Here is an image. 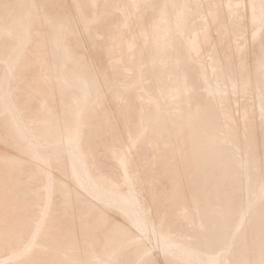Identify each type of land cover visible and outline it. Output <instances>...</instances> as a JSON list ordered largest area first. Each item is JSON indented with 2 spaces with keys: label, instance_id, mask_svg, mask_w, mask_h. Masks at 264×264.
I'll use <instances>...</instances> for the list:
<instances>
[{
  "label": "bare ground",
  "instance_id": "1",
  "mask_svg": "<svg viewBox=\"0 0 264 264\" xmlns=\"http://www.w3.org/2000/svg\"><path fill=\"white\" fill-rule=\"evenodd\" d=\"M46 1L48 2V4H50L51 2H54V1H56V0H45V2H44V0H0V57H1V59H0V107L2 108H0V112H2L3 110L5 111V113L7 114V116H5L4 114L5 113H1L0 115H3L4 116V119L7 117L8 118V120H10V123L15 127V131L14 132H16L17 131V134L22 138V140H23V138L27 141H23V144H25V145H28L29 146V150H31V152H29V150L26 152L27 154H29V156L31 157V160H33L34 161V163H33V161H30V162H28V164L29 163H31V165H32V163L33 164H35V166L34 167H36V166H38L37 168H39V169H41L40 170V172H38V170H37V172L38 173H40V175H42L43 174V176L45 177V179H44V181H45V189L44 188H40V189H44V191H43V195H42V197L44 198V202H41V203H43L42 205H44V206H42L43 207V209L42 208H40V209H42L41 211L42 212H38V215L40 214V216H38L39 217V220H37V223L35 224V227H34V229H33V232H30L31 234H29V240L25 243V245H24V247L23 248H21L22 249V252H21V254L22 253H27L28 254V256H29V253H30V255L32 256V250L31 249H33L32 247H35V249L38 247V246H35V245H37V244H35V243H37V242H35L38 238V235H39V233H40V235L41 234H43L42 232V228L43 227H45V225L47 224L46 222H47V220L49 221V218H48V213L50 212V211H52V209H50V208H53V206L52 207H50V205H51V202L53 203L54 201H52V197H53V195L55 194V193H58V192H56V190L54 191V186H56V184L58 183L57 181H56V179L58 180V178H54V172H55V170H54V168H55V165L56 164H60L61 162H63L64 164H65V166H66V168H67V172H69V176L73 179V181H74V185L75 186H73V187H75L76 188V190H79V191H81V192H83L82 193V195H85V196H87L86 198H89L88 200H92L93 202H94V204H96L95 206H97L99 203L100 204H102L105 208H107V209H109V208H112L113 209V211H114V209H115V212L117 211V213L119 212V214H122L123 216V218H124V221H125V223H126V225L127 226H125V227H129V229L131 230V232H132V238L130 237L131 235L130 234H128L127 232L128 231H130V230H128L127 232H125L124 230H126V228H124V233L125 234H128V235H130L129 237L131 238L130 239V241H131V244H132V246H134V244H137V246H138V243H140L142 246V249L141 248H139V250H137V251H140V249L141 250H143L144 252L142 253V251L141 252H139V253H141V254H145L146 256L147 255H149V253L150 252H152V251H157V254H158V256L160 255L161 257H166L167 258V261L168 262H171L172 264H264V154L262 155V153L264 152V130H262V131H260V127L262 126H260L259 127V125H258V123H257V125H258V127L260 128H256L255 126V128H251V130H250V133H249V136L247 137V139H245V138H242L243 140L245 139L247 142H242V141H240V137H239V131L238 130H236V131H238L237 132V134H230L231 136H227L226 135V137L224 136V134H226L225 132H224V134L222 135V134H220L219 133V130H217V129H219L218 127H217V119H218V117L219 116H221V115H224L225 116V110H226V104H228L229 105V103L230 102H233V101H230V100H234L235 101V103H237V104H239L240 105V102H241V99L239 100L237 97H235V96H233L232 95V92L233 93H237V92H239V93H241V92H244L245 90H246V88H248L247 86H249V88H250V86L251 85H253L252 87L253 88H255L256 89V87L254 86V84L256 83V85L258 86V84H259V86H260V88H258L257 87V92H259L258 91V89H260V95H262V97L261 98H259V96L260 95H258L257 96V94H255V92H254V94L253 95H256L257 97H258V99H257V97L255 98L256 99V101L255 102H257V103H255V105L252 107V106H250L249 107V105L247 106V104H245V105H241V106H239L238 107V111H239V118H237V119H240L242 122H241V124L244 122V120H246L247 119V117H249V115H253V116H256V115H258V116H261V123H264V89L262 90L261 89V86L262 87H264L263 85H264V0H224V3H222V1L223 0H219V1H221V3L220 2H218V0L217 1H214V0H212V1H210L209 0V2H212L211 4L208 2V0H207V4L209 3L211 6H210V8L208 7V9L210 10H207V12H208V15H210L209 16V18H207L206 17V21H207V19H211L212 18V21L214 22V24H215V22H217L218 20L217 19H222L223 17H224V19L225 18H227V14H228V18L227 19H229L228 20V24L229 25H227V23H225V25L224 24H222L223 22L221 21V20H219V22L218 23H221L222 25H221V27L220 26H218L217 24V26H215V27H217V29H221L222 31H223V29L222 28H224V30L226 31V32H230V30L232 31L231 33L233 34V35H230V33H229V35H230V37L231 36H235V34H234V32H236L237 31V34L238 33H244V30L242 31V28L241 27H243L244 26V28H245V26L247 25V22H246V24L244 25H242V19L246 16L247 17V19H248V25H250V26H252V27H250V29H251V32H250V34L247 36V35H244L245 33H247L248 34V32L247 31H250L249 30V28H248V30L243 34L244 36H246L247 38L245 39V41L244 42H242L243 40H244V36H243V40H242V36H241V39H239L240 37V35H242V34H240V35H236V36H238L239 38H235L234 39V37L232 38V40H234V42H236V43H234L233 42V44H231V42H232V40H230V37H229V39L227 38H224V35L221 37V39H222V41H221V44H222V46H219V47H222L223 48V51H222V49L221 48H219L218 47V45H220V42L218 43V42H216V43H214V44H217L216 46H217V48L219 49V52H220V55H219V52H218V55L219 56H221L220 58H222V56H225V55H223V54H226V56L225 57H223L221 60L222 61H224V62H222L221 61V63H219L220 62V60H219V62H217L216 61V59L214 60V58H213V56H216V52L214 53L215 55H213L212 56V58H210L209 56V59L211 60L210 61V63L209 62H207L208 63V65H204V64H198V63H195L194 62V60H191V59H193V57L195 56V59H196V55H198L199 56V54H200V52H203L202 50H204V49H207V48H204V47H208V44H209V42H210V39H211V41L212 40H214L213 39V37H212V35L213 34H215V33H213V32H211L210 30L212 29H215V32H216V28H211L212 27V22L210 21V20H208V21H210V23H207L206 21H205V23H207V26H209L210 24H211V26L209 27L210 28V30H209V28H207V27H205L204 25H206V24H204L203 26H200V24L202 23V22H204V21H202L201 20V18H200V16L201 15H203V13L204 12H206L205 10H204V8H203V10H204V12L202 13V9L200 10V8H202V6L200 7V1H202V0H197V2L195 1V3H199V5L197 4H194L193 3V1H191V0H189V2L190 3H193V4H189V2H188V0H187V2H186V0H155L154 1V3H153V1L152 0H125V2L127 3V6H128V8H129V12L131 13V15L132 16H134L135 17V15H137V13H136V11L138 12V9L141 7V9H142V7L143 6H147V5H150V4H152V9H154V10H152L151 9V11L153 12L154 11V13L152 14V15H150L151 13V11H150V9H149V13L150 14H148L149 15V17H147L146 19H152L151 21H153L151 24H153L152 25V27H151V25H150V28H147V29H150V30H152V29H154L156 32L154 33V30H152V33H153V35H150L151 36V38H152V40H149L151 43L150 44H152V45H150L149 44V46H152L151 47V49L152 50H154L153 52H155L154 54H155V56H157V60H156V62L154 61V60H152L155 56H152L151 57V60L153 61V62H155L153 65L154 66H152V64H151V67H146L148 70H146V72H149V74L148 75H150V77L145 73V71H144V76H145V74L148 76L147 78H145L146 79V82L147 83H151L152 81L153 82H155V84H153L152 83V85H156L158 88L157 89H155L156 90V93L155 94H150L151 92H146L145 90H146V84H145V82H144V80H143V77L144 76H142L141 77V73H140V70H138V72H136V74H138V75H136L135 73H134V67L132 68L133 69V72L131 71L132 69H130V72H132V74H135L137 77L135 78V79H133V77H131V79H133V81L132 82H130V81H128L129 83H125L124 82V79L123 78H125V77H127V76H125V77H121L122 79H123V82H122V80H121V82L119 81V80H116L115 78L114 79H112L111 78V80H108L109 82L107 83V88L104 86L105 84L104 83H102L103 82V80L104 81H107V78L105 79V77H108V79H110V77L111 76H113V75H116L115 74V71H113L114 72V74L112 73V75L111 74H108V75H110V77L109 76H105V75H107L106 73H104V75L103 76H105L104 78L101 76V78H103V80H99V81H102L101 83H102V85L105 87V90L103 89V87L101 88V90L103 89L105 92H106V90H107V92H108V90H109V87L111 88V90L113 89V92H114V94L110 91L109 93L111 94V97H112V95L115 97V99L116 100H118L120 103H121V100H123V99H125L126 97H130L129 99H131V101L133 102V105H135L136 107L137 106H139L137 109H139V108H141V110L139 111V115H138V117H137V115H136V117H137V121H135V122H137V124L140 126V134H144L145 135V138H146V136L147 137H149V134H148V132H149V130L147 129V127H151L152 125H154V124H152V119H151V117H150V114L147 112V108H149V106H153L154 107V109L156 110V116H157V119L158 120H161V121H168V122H170L171 123V127H170V129H168V130H171V128H174V129H176V130H186L187 132H188V134H189V136H190V139H192L195 143H196V145H197V150H196V152H195V154H194V160H195V162L197 163V168H199V166H200V168H201V170H202V173H203V183L204 184H206V183H208L209 184V188H207V186H206V188H207V192L206 193H204V194H206V198H205V202H210V203H214L213 205L214 206H212L211 207V204H210V206L208 207V208H210V214H208L207 212L208 211H206L207 210V206H205V211H206V213L207 214H205V212H204V215H203V217H198V215L199 214H201V213H199L197 216H193V217H196L197 219L194 221V223H192V224H194V226H196L197 228H198V230H199V228H200V230H199V234H200V231L202 230L201 228L202 227H204L206 230H205V232H206V234L204 233V236L203 237H200V235L198 234V235H195L194 237L193 236H191V237H193V238H191V237H188V235L186 236V235H184V233L186 232V231H184V233H183V235L185 236V238H182V237H184V236H181L180 234L182 233H178V235H177V232L174 234L171 230H169L170 228H168V225H167V228H166V226L165 227H162L161 225H162V222L164 221V219H161V220H163L161 223H160V225L159 224H157L155 221H153V219H152V217H151V215L153 216V214H151V206H149V205H147L146 204V200H144V197L142 196L143 195V192L142 191H144L143 190V188H141V186L140 185H138V181H139V176H138V179H137V174H136V169L134 168V165H132V160H130V157L129 156H127V153H126V148L127 147H125V151H120V150H123V149H120L119 150V148L117 149L118 150V152H115L116 151V148H115V150L113 151L112 150V152H114V154H111V153H109V148H108V154H111L112 156L114 155L115 157H116V160L114 159V158H111V159H114L113 160V162H117V164H119L118 165V167H119V169H120V173H121V176H122V183H121V181H120V184L118 183V182H114L112 179H111V177H110V175H109V173H107L105 170H104V168L102 167V166H105V167H107V162L105 161H101L100 159H98L97 157H96V154L94 153V151L93 152H91L90 150H89V148L88 149H86L84 146L86 145V143H85V145H84V141L85 142H87V143H89V145L91 144L92 145V143H94V141H95V137H96V134H99L100 133V131H101V129H100V127H101V124H102V115H103V112H104V110H105V108H99V107H94V104H91L90 103V105H92V110L93 111H95L96 112V115H95V113L93 114V113H91V114H93V116L95 117L94 119H93V121H92V127L91 128H89L88 129V132H87V134H85V123L87 122V119H86V116H89L88 114H90L89 112H87L88 114L86 115V110L88 109V107L90 106L89 105V102H90V100H91V98L94 96V95H96L95 94V92H97L98 90H100L99 88V85H101V83L99 84L98 83V80H97V78H95L92 74H91V70L89 69V67H91L92 66V64H93V62L91 63V62H89V63H91L89 66L87 65V64H89V63H86L84 60L87 58L86 56V58L83 60V59H81L82 57L80 56L81 54V50L80 49H78L79 50V55L78 56H80V57H78L77 56V52H75V50L73 49V48H76L75 46L77 45V40H75V43H73V42H71L72 40H73V38H74V36H75V33L78 31V29L80 28L79 27V22L80 23H82L83 25H81V28L82 29H84L85 28V30H84V34L82 33L83 31H82V29L80 30V33H82L83 35H82V38H81V40L82 39H86L87 37V40H89L88 41V43H86L87 42V40H85V44H92L93 46V49L95 48V47H102L101 46V44L103 43V41L105 40H103L102 39V35H103V33H101V32H98V30L97 31H91V22L92 21H98L99 19H103V23L104 22H107V21H110V20H113V21H115L118 17H121V14L119 13V12H117V11H115V9H112V6H114V5H109V1L107 0L106 2L108 3H106L105 1V3H106V6H105V8H107V5L111 8L107 13H105L103 16H102V14L100 15V11H99V9H100V7L101 8H104V6H103V3H102V1L101 0H82L81 2H80V6H79V1L80 0H74L73 2H75V1H77L76 3H73V4H75V5H73L74 6V10L75 11H73V12H75L77 15H75V16H77V18L76 19H78L79 20V22L78 23H76V20L75 21H72L73 19H71V17L72 18H74L73 17V15L71 16V13H69V12H67V13H69V14H67L66 12H63V11H59V13L58 14H56L55 15V13L57 12L56 11V9H55V13L53 14V9H54V7L56 8V6L54 5V6H52L53 7V9H52V7H50L51 9H52V11L51 10H48V11H46V13L47 12H50V14H52V15H49V14H46V13H43L42 12V10H40V9H42L43 8V10H44V7H47V5H46ZM59 1V0H58ZM58 1H56V2H58ZM60 1H62L61 3H62V5H63V0H60ZM65 1V0H64ZM114 1V2H113ZM112 1V4L113 3H115V4H117V3H119V1H121V0H119L117 3H116V1L115 0H113ZM226 1V2H225ZM40 2H43V3H45L44 5V7H43V4H42V8L40 7L41 5H38V3H40ZM50 2V3H49ZM56 2L54 3V4H56ZM72 2V0H70V3ZM83 2V4H84V6L86 7V9H88L87 10V12H90L88 15L89 16H87V12H86V14H85V12H82L84 15H86V16H84V15H82L81 14V9H82V7H83V5L81 4ZM124 2V3H125ZM243 2H245L246 3V7H245V4H244V7L246 8H243L242 10H241V7H242V5H243ZM65 3H67V2H65ZM101 3H102V5H101ZM187 3L189 4V5H193V6H195V7H200L199 8V10L201 11V15L199 16V17H197L196 19H197V22H200L199 21V19L201 20V23L200 24H198L199 26H197V23H196V25H193V27H192V25H191V23L195 20L194 18L199 14V12L197 13V14H194L193 12V14L194 15H196V16H193V15H190V10L191 9H189L190 8V6H188L187 5ZM68 4V3H67ZM111 4V3H110ZM207 4H204V5H207ZM242 4V5H241ZM53 5V4H52ZM57 5V4H56ZM61 5V4H60ZM62 5H61V7H62ZM66 5V4H65ZM69 6L71 5L72 6V3L71 4H68ZM118 5V4H117ZM122 5V4H121ZM203 5V4H202ZM68 6V8L70 9V7ZM72 6V7H73ZM118 6H120V5H118ZM117 6V7H118ZM192 6V9H194V7ZM207 6H209V5H207ZM40 7V8H39ZM58 7H59V4H58ZM60 7V8H61ZM80 7H81V9H80ZM85 7H84V10H86L85 9ZM121 7V6H120ZM63 8H64V5H63ZM63 8H61L62 10H63ZM65 8H67V6L65 7ZM145 8V9H144ZM143 9L146 11L147 9H146V7H144ZM72 9V8H71ZM70 9V10H71ZM109 9V8H108ZM107 9V10H108ZM124 9H125V7H124ZM206 9V8H205ZM46 10H47V8H46ZM68 10V9H67ZM118 10V9H117ZM143 10V11H144ZM195 10H197V8L195 9ZM243 10H246V12H241V11H243ZM45 11V10H44ZM64 11H65V9H64ZM83 11V10H82ZM101 11H102V9H101ZM122 11H123V13H124V10L122 9ZM126 11V10H125ZM192 11H194V10H192ZM52 12V13H51ZM103 12H104V10H103ZM102 12V13H103ZM105 12H106V10H105ZM169 12V13H168ZM223 12H226L227 14L225 15V16H221V14L223 13ZM125 13H127L128 14V12H125ZM140 13H142V12H140ZM167 13H168V15H167ZM191 13V14H192ZM135 14V15H134ZM143 14H144V12H143ZM145 14H146V12H145ZM144 14V15H145ZM170 14V15H169ZM55 15V16H54ZM148 15H145L144 17H146V16H148ZM204 15H207V13L206 14H204ZM207 15V16H208ZM223 15H224V13H223ZM131 16V17H132ZM138 16H141V15H137L136 17H138ZM192 17L193 19H191V23H190V25H191V27H190V29H192V28H195L196 26L198 27V30L196 29L194 32H191L189 29H188V25H189V22H188V24H187V26L185 27V28H187L188 30H189V32L190 33H187V32H185L184 33V31H185V29H183V25L186 23V21L188 20V19H190V17ZM244 16V17H243ZM115 17H117V18H115ZM126 17H127V15H126ZM125 17V18H126ZM135 17V18H136ZM142 17V16H141ZM143 17V18H144ZM202 17V19H203V16H201ZM222 17V18H221ZM131 19V20H137L138 18H136V19ZM142 18V19H143ZM199 18V19H198ZM118 19H120V18H118ZM123 19V18H122ZM121 19V20H122ZM127 19V18H126ZM146 19H144L143 21H145V22H147V20ZM224 19H223V21H224ZM120 20V21H121ZM125 20V19H124ZM131 20H130V22H131ZM139 20H141L140 19V17H139ZM204 20V19H203ZM215 20H217V21H215ZM40 21V23H42V25L43 24H45L46 25V27H47V29L45 30V27H44V29H43V32H42V30H39V28H37V31H39L38 32V34H36L37 32H35L34 33V31H35V29L33 28V27H35V26H33L32 27V25L34 24V23H36V22H39ZM123 21V20H122ZM128 21V20H127ZM131 22L132 23V25H133V23L134 22ZM189 21V20H188ZM221 21V22H220ZM247 21V20H246ZM98 22H100V24H99V26L102 24L101 23V21L99 20ZM97 22V23H98ZM116 23L115 24H117V22L119 23V20H116L115 21ZM124 22V21H123ZM137 22H140V21H137ZM196 22V21H195ZM194 22V23H195ZM226 22H227V20H226ZM39 23V24H40ZM74 23V24H73ZM93 23H95V22H93ZM113 22H111V24H112ZM127 23V22H126ZM142 23H144V22H141V24ZM150 23H148V26H149V24ZM38 24V23H37ZM78 25V27H77V25ZM105 25H107V24H110V22L109 23H104ZM104 24H102V27L104 26ZM114 24V25H115ZM122 23H120V25H121ZM136 24V23H135ZM138 24V23H137ZM147 24V23H146ZM145 24V25H146ZM209 24V25H208ZM76 26V28H75V26ZM87 25V27H85ZM90 25V26H89ZM96 25V24H95ZM94 24H93V26H95ZM128 25H131L130 23H129V21H128ZM145 25H141V27L142 26H145ZM37 27H38V25H36ZM40 26H41V24H40ZM99 26L97 27V25L95 26V27H93V29H97V28H99ZM111 26V25H110ZM117 26V25H116ZM135 26V25H134ZM147 26V25H146ZM145 26V27H146ZM147 26V27H148ZM195 26V27H194ZM226 26V27H225ZM31 27H32V29H34V31H33V34H35V35H40V34H42V36L44 35V32L46 31V33H45V37H46V44L48 43V41H49V43H50V45L48 46L49 48H50V46H51V52H50V50H49V52L50 53H52L51 55H53V57H51V55L49 54V52L47 53L48 55H50V57L47 55L46 57H48V58H46V59H49V58H51L53 61L52 62H54V64L52 63L50 66H54L55 65V67H56V70H54V72H55V74H57V76H56V79L58 80V82L62 85V83L63 84H65L66 85V87H65V85L64 86H60V88L62 87V88H66L65 90L66 91H68V94H69V98L67 97V99L69 100V102L71 103L70 105H67L68 107L69 106H71L72 107V110H70L71 111V113L69 112L68 113V111L67 112H64L63 111V113H68L69 115L64 119V117L63 118H60V120H64V121H62V122H60V121H58L57 120V114H59V113H57L58 112V110H57V107H55L56 108V110H57V114H53V115H55L56 117H53V118H56L55 120L54 119H52V121H53V123L51 122V120H50V117H46L47 118V121H48V119L50 120V122H51V124H50V126H49V128H50V131H51V136H52V138L53 139H51V138H48V139H50V140H42V139H39L38 138V135H37V133H36V131H34V130H32L31 128H30V126H28V124H30V122L29 123H27L28 121H26V119H25V117L26 116H28V114H29V112L27 111L26 112V115L24 116L23 115V112L25 111V105H23V107H22V109L18 106V104H17V102H16V100H15V98H14V95H15V93H17L16 91L13 93V88H11V83H13V82H15V81H13V79H15L16 78V76H15V73L17 74L20 70V72H22L23 71V73H24V67H27V66H25L27 63H26V61L24 62L25 63V65L23 64V66L24 67H22V64H21V62L22 61H24L22 58L26 55V53L28 52V49L30 48V45H31V43H32V39H33V34H32V31H31ZM75 29H74V28ZM107 27L109 28V26L107 25ZM112 27V26H111ZM120 27V26H119ZM124 27V26H123ZM130 27V26H129ZM136 27V26H135ZM214 27V26H213ZM220 27V28H219ZM43 27H41V29H42ZM91 28V29H90ZM143 28V27H142ZM152 28V29H151ZM200 28V29H199ZM74 29V30H73ZM117 28H115V30H116ZM127 29V28H126ZM131 29V28H130ZM133 29H135L136 30V28H133ZM133 29H131V30H133ZM143 29H146V28H143ZM143 29L141 30V32L139 31V30H137V31H139V33L137 32V31H135V33L137 32V34H139L140 35V33H141V35L140 36H142V38H145V39H148L147 37H145V35H147L148 36V34H146L147 33V31L148 30H145L144 32H145V34H144V32L142 33V31H143ZM174 29H176V31L178 30V29H180L181 31H182V33H181V31L180 30H178V32L180 31V38H178L179 39V41L176 39L177 37L175 36L176 34H177V32L176 31H173V32H176V33H173L172 32V30H174ZM241 29V30H240ZM45 30V31H44ZM76 31V32H74V34L72 33L73 31ZM86 30H87V32H86ZM122 30V29H121ZM120 30V31H121ZM124 30H125V28H124ZM130 30V31H131ZM150 30L148 31V33L150 34ZM188 30H186V31H188ZM193 30V29H192ZM219 30H217V32L219 33ZM238 30L240 31V32H238ZM245 30H246V28H245ZM82 31V32H81ZM126 31V30H125ZM128 31V30H127ZM129 31V32H130ZM222 31H220L222 34L224 33L225 34V31L224 32H222ZM234 31V32H233ZM242 31V32H241ZM70 32L72 33V36H73V38H72V40H70V42L69 41H67V39H69V38H67V34L68 35H70L69 37H72L71 36V34H70ZM103 32V31H102ZM104 32H105V30H104ZM124 32V31H123ZM123 32H121V34L123 33ZM170 32H172V34L175 36V39H174V37L173 36H171V33ZM216 32V33H217ZM78 33V32H77ZM125 33V32H124ZM134 33V34H135ZM151 33V34H152ZM215 34L216 36L218 35V37L219 36H221V34L219 35V34ZM87 34V36H85ZM120 34V33H119ZM126 34H129L128 32L126 33ZM131 34V33H130ZM133 34V33H132ZM177 34V35H178ZM181 34H182V38H181ZM125 35V34H124ZM123 35V36H124ZM136 35V34H135ZM135 35H132V37L133 36H135ZM139 35H138V37H139ZM78 36H79V34H78ZM81 36V35H80ZM84 36H85V38H84ZM214 36V35H213ZM216 36H214V38H216ZM39 37V36H38ZM106 37V36H105ZM115 37V36H114ZM113 36H112V38H110L111 40L114 38ZM131 37V38H132ZM149 37V36H148ZM173 37V38H172ZM218 37L216 38V40L215 41H218L217 39H218ZM226 37H228L227 36V34H226ZM42 39V37H39L38 38V42H39V44L43 41H39V39ZM76 38V37H75ZM78 38H80V37H78ZM104 38V37H103ZM117 40H119V42H120V44H121V42L124 40V39H122V37L119 35V36H116L115 37ZM125 38V37H124ZM150 38V37H149ZM150 38V39H151ZM220 38V37H219ZM35 39V38H34ZM77 39V38H76ZM99 39L101 40H103V41H101L102 43H100L99 42ZM122 39V41H120ZM128 39V38H127ZM221 39H219V40H221ZM226 39V40H225ZM35 40H37V38L35 39ZM78 40H80V39H78ZM117 40H113L112 41V43L114 42V41H116V44L118 43L117 42ZM139 40V42L141 43L142 42V40H141V37H140V39H138ZM141 40V41H140ZM228 40V41H227ZM240 40H242V41H239ZM34 41V40H33ZM105 41H107V39L105 40ZM104 41V43H106ZM125 42H126V45H127V49L128 48H130V52H131V48L132 49H134L135 50V44H137V42H136V40H134V38L133 39H128L127 41L126 40H124ZM124 41H123V43H124ZM145 41H147L148 42V40H145ZM215 41H212V42H215ZM229 42L232 46H230V44L227 46V44L228 43H225V42ZM237 41L239 42V44L237 43ZM38 42H37V44H38ZM79 42V41H78ZM82 42V44H83V40L81 41ZM90 42V43H89ZM107 42H109V40L107 41ZM138 42V43H139ZM147 42H145V43H147ZM43 43V42H42ZM41 43V44H42ZM73 44V46H74V44H75V46L73 47V46H71V44ZM110 43H111V41H110ZM140 43H139V45H140ZM144 43V44H145ZM38 44V46L39 47H35V49L36 48H41L42 46H43V44H42V46L40 47V45ZM80 44V43H79ZM91 44H90V46H89V50H90V47H91ZM148 44V43H147ZM210 44H211V42H210ZM209 44V45H210ZM213 44V45H214ZM44 45H45V41H44ZM103 45V44H102ZM105 45V44H104ZM104 45H103V47L102 48H104ZM106 45H108V44H106ZM111 45V44H110ZM112 45H114V44H112ZM141 45H143V42L141 43ZM212 44L210 45V47H213V50H214V48L216 47V46H213ZM36 46V45H35ZM47 46V45H46ZM79 47H81V44L80 45H78ZM77 46V47H78ZM82 46H85V48H86V45H82ZM117 46V45H116ZM118 46H120L119 45V43H118ZM124 46V45H123ZM137 46V45H136ZM144 46V49H145V47H147V46H145V45H143ZM143 46H142V48H143ZM229 46H230V48H229ZM32 48L34 47V45L32 44V46H31ZM107 47H111V46H107ZM126 47V46H125ZM135 47V48H134ZM142 51H143V49L141 48V46H138ZM209 47V48H210ZM11 48V49H10ZM31 48V49H32ZM46 48V47H45ZM45 48H43V50L45 49ZM87 48H88V46H87ZM86 48V49H87ZM102 48H100L101 50H102ZM116 48V47H115ZM114 48V49H115ZM118 48V47H117ZM121 49H119V50H122V46L120 47ZM208 48V49H209ZM10 49V50H9ZM92 49V48H91ZM92 49V50H93ZM96 50L98 49V48H95ZM94 49V50H95ZM100 49H98V50H100ZM105 49H109V48H106L105 47ZM110 49H112V47L110 48ZM126 49V48H125ZM207 49V50H208ZM10 52H9V51ZM97 50V51H98ZM118 50V49H117ZM132 51L133 53H131V55H132V57L133 58H135L136 56H135V54H134V52L135 51ZM146 50V49H145ZM144 50V51H145ZM149 50V49H148ZM152 50L150 51V53L152 52ZM207 50H204L205 52H206V54H207ZM223 52V54H222V52ZM224 50H227L226 52H228V53H226ZM246 50H248V52L251 54V57H252V53L254 54L253 55V57L255 56V58L254 59H256L253 63L255 64V66L253 67L252 65H253V63L249 66V64L251 63L250 61H252L251 59H253V57L251 58L249 55L250 54H248L247 55V51ZM8 51V52H7ZM31 51V50H30ZM34 52V55H35V53L37 52L36 50H33ZM36 51V52H35ZM42 49H40V52L38 51L36 54H38V55H36V57L37 56H39V53L41 54L42 52ZM84 51H85V49H84ZM84 51L82 52V53H84ZM113 49H112V51H110V52H112L113 53ZM141 51V53H143ZM244 51V53L246 54V55H243V54H241L242 52ZM91 52V51H90ZM100 52V51H99ZM105 52V53H104ZM108 52H109V50H108ZM109 52V53H110ZM116 52V51H115ZM118 52V51H117ZM119 52H121V51H119ZM125 52V51H124ZM126 52H129V50L128 51H126ZM129 52V53H130ZM137 53H139L138 52V49H137V51H136ZM147 52V51H146ZM178 52L180 53V52H185L184 54H186V57L188 58H184V62L183 61H181L182 59H183V57H184V55L182 54L181 55V57H182V59L181 60H179L178 58L179 57H177V54H178ZM211 48H210V50H209V54L211 55ZM4 53H7L6 55H4ZM46 53L44 54V59H45V55H46ZM95 53V52H94ZM93 53V54H94ZM101 53V52H100ZM103 53L104 54H107V50L106 51H103ZM43 54V53H42ZM41 54V55H42ZM86 54H87V52H86ZM93 54H90V56L91 55H93ZM96 54H98V53H96ZM102 54V53H101ZM103 54V55H104ZM115 54H117V53H115ZM114 54V55H115ZM120 54H123V52L122 53H120ZM140 54V53H139ZM145 53H143V55H144ZM152 55H154L153 53H151ZM202 54V53H201ZM205 54V53H204ZM205 54V55H206ZM208 54V55H209ZM213 54V53H212ZM238 54H239V56H240V54L241 55H243L244 57L241 59H239L237 56H238ZM29 55V54H28ZM28 55H26L25 57L27 58V56ZM33 54H31V56H32ZM83 55V54H82ZM109 55V54H108ZM111 56H112V54H110ZM129 55V54H128ZM135 57H134V56ZM141 55V54H140ZM149 55V54H148ZM235 55H237L236 56V58L237 59H239V60H236V58H235V60L234 59H232L231 57H233V56H235ZM30 56V55H29ZM97 56H99V55H97ZM116 56H119V55H115V57ZM122 56V55H121ZM120 56V57H121ZM130 56V55H129ZM142 56V55H141ZM149 56H151V55H149ZM201 56H204V55H201ZM200 56V57H201ZM245 56H246V58H248L249 59V64H246L247 62L246 61H244V60H246V59H244L245 58ZM24 57V58H25ZM32 57H35V56H32ZM39 57H41V59H42V56H39ZM39 57H38V59H39ZM92 57V56H91ZM105 57V56H104ZM120 57H119V59L118 60H121L120 59ZM123 57H124V55H123ZM125 57H127V56H125ZM147 57V56H146ZM207 57V56H206ZM242 57V56H241ZM251 59H250V58ZM93 58V57H92ZM92 58H91V60L90 61H93L92 60ZM106 58V57H105ZM140 58H142V57H140ZM145 58V57H144ZM150 58V57H149ZM156 58V57H155ZM202 58V57H201ZM216 58H218V56H216ZM219 58V59H220ZM224 58H226V59H224ZM230 58L232 59V61L234 60V63H232L231 62V60H230ZM30 59V58H29ZM34 59V58H33ZM36 59V58H35ZM45 59V60H46ZM90 59V58H89ZM107 59V58H106ZM126 59V58H125ZM129 59H130V57H129ZM147 59V58H146ZM198 59V58H197ZM200 59V58H199ZM205 59V58H204ZM204 59L202 60V61H204ZM244 59V60H243ZM247 59V60H248ZM22 60V61H21ZM30 60H32V58L30 59ZM29 60V61H30ZM104 60V59H103ZM110 60H112L111 58H110ZM113 60H115L116 61V63H117V59L115 58V59H113ZM132 60H134V59H132ZM131 59H130V66H132V63H134V61L133 62H131L132 61ZM135 60H137V59H135ZM140 60V59H139ZM150 60V59H149ZM150 60V61H151ZM176 60H177V62H176ZM181 61V63H178L179 61ZM192 62H191V61ZM218 60V59H217ZM27 61H28V59H27ZM35 61V63L37 62V60H34ZM51 61V60H50ZM89 61V60H88ZM96 62H97V59L95 60ZM94 61V63H96ZM199 61H201V60H199ZM207 61V60H206ZM206 61H204V63H206ZM215 61V62H214ZM39 62H40V59H39ZM99 63H100V65H101V62H100V60L98 61ZM97 62V63H98ZM118 62H121V61H118ZM122 62H124L123 61V59H122ZM121 62V63H122ZM125 62H126V60H125ZM128 62V61H127ZM140 62H143L142 61V59L140 60ZM140 62H138V63H140ZM147 63H148V60L146 61ZM194 62V63H193ZM32 63V62H31ZM31 63H30V66L32 67V65H31ZM35 63H34V65H35ZM38 63V62H37ZM36 63V64H37ZM41 63H42V61H41ZM43 63H48L47 61L46 62H44L43 61ZM109 63H111V61H109ZM112 63H114V61L112 62ZM111 63V64H112ZM115 63V64H116ZM137 63V65H139ZM147 63L145 64V62L143 63L144 65H146V66H148L147 65ZM206 63V64H207ZM48 64H50V63H48ZM48 64H46V66L48 65ZM104 64V63H103ZM114 64V65H115ZM117 64H119V63H117ZM123 64V63H122ZM141 65H143L142 63H140ZM178 65V67H177V72H175V77L172 75V73L170 72V74L168 73L169 72V68L171 67V66H173V65ZM33 65V68L36 66H34ZM39 65V64H38ZM41 65H44V64H41ZM106 65L108 66L109 65V67H110V64H108V63H106ZM121 65V64H120ZM135 64H133V66H134ZM136 65V67L138 68V66ZM143 65V68H145V66ZM28 66H29V63H28ZM46 66H45V68H44V66H42L43 68H41L40 66V68L43 70V71H45L46 72V70H48V68L46 69ZM49 66V65H48ZM95 66V65H94ZM116 66V65H115ZM119 66V65H118ZM247 66H249V68L247 67ZM31 67H27V70L26 71H29V72H27L26 73V71H25V73H26V76H28V73L31 75L32 74V76H29L30 78L29 79H32L31 77H33L34 78V72H36L35 70H33ZM97 67L98 66H96V67H94V68H96L97 69ZM106 66L104 65V70L105 69H108L109 67H106ZM112 67H113V65L111 66V69H112ZM120 67V66H119ZM126 68L128 67V65H127V63H126V66H125ZM139 67H142V66H139ZM233 67H235V68H237V70H238V72H236L235 71V73H237V74H235L234 76H230V74L231 73H234V72H232V68ZM250 67H252V68H250ZM20 68V69H19ZM92 69H93V67H91ZM102 68H103V66H102ZM114 68H116V67H114ZM118 68V67H117ZM116 68V69H117ZM123 69H124V67H122ZM137 68H136V70L135 71H137ZM145 68V69H146ZM176 68V67H175ZM235 68H233V70L235 69ZM34 69H37V68H34ZM52 69H54V68H52ZM110 69V68H109ZM110 69V70H111ZM128 70H126V71H129V68H127ZM139 69V68H138ZM141 69V68H140ZM171 69V68H170ZM173 69V68H172ZM19 70V71H18ZM51 70V69H50ZM50 70L47 72V73H51L52 72V70H51V72H50ZM94 70V69H93ZM99 70H100V68H99ZM115 70V69H114ZM118 70V69H117ZM120 70H122V69H120ZM141 70H144V69H141ZM168 70V71H167ZM231 70V71H230ZM17 71V72H16ZM34 71V72H33ZM37 71H38V69H37ZM56 71H57V73H56ZM97 71V70H96ZM95 70H94V73L95 74H97L98 75V73H102V71L101 72H96ZM112 71V70H111ZM111 71H110V73H111ZM123 72H125L124 70H122ZM229 71L231 72L230 74H228L229 73ZM42 72V71H41ZM44 72V73H45ZM54 72H52V73H54ZM123 72L121 73V74H123ZM129 72V73H130ZM51 73V74H52ZM117 73V72H116ZM143 73V72H142ZM40 73H36V77H38V76H40L39 75ZM46 74V73H45ZM54 74V75H55ZM22 76H24L23 74H21ZM38 75V76H37ZM43 75V74H42ZM102 75V74H101ZM117 75H119V74H117ZM130 75H131V73H130ZM130 75H129V77H130ZM169 75H172L173 77H174V79H172ZM232 75V74H231ZM18 76V75H17ZM20 76V75H19ZM46 76V75H45ZM15 77V78H14ZM35 77V78H36ZM48 77H49V75H48ZM51 77V76H50ZM52 77H54V76H52ZM96 77H98V76H96ZM99 77H100V75H99ZM116 77V76H115ZM120 77V76H119ZM129 77H128V79H129ZM135 77V76H134ZM23 78V77H22ZM34 78V79H35ZM39 78V77H38ZM37 78V80L35 79V81H37V83L39 82V79H40V82L39 83H41L42 81H46V78H43L44 80H41V76H40V78L38 79ZM148 78H150V80H152V81H147V80H149ZM171 78V79H170ZM27 79V78H26ZM34 79H32L31 81H33ZM49 79V81H51L50 79H53V78H48ZM54 79H55V77H54ZM119 79V78H118ZM125 79H127V78H125ZM21 80V79H20ZM13 81V82H12ZM25 81L24 79L23 80H21V84L23 83V82ZM28 80H26V82H27ZM31 81H28L29 82V84H30V82ZM44 81V82H45ZM214 81V82H213ZM44 82H42V84H41V86L44 84H46V82H47V86H50L49 84V82L48 81H46L45 83ZM52 82V81H51ZM197 82H199L198 84H200L199 86H198V84H197ZM229 82H231L230 84H229ZM259 82V83H258ZM39 83H38V87L40 86L39 85ZM59 83H56V85H54V86H56V87H58L57 85L59 84ZM160 83V84H159ZM162 83V84H161ZM16 84H18V81H17V83ZM20 84V83H19ZM20 84V85H21ZM24 84H25V82H24ZM32 84H34L32 87L35 89V90H38V88H36V86H35V83H33V82H31V85ZM55 84V83H54ZM59 84V85H60ZM197 84V85H196ZM237 84V87L235 86ZM251 84V85H250ZM260 84H262V85H260ZM30 85V86H31ZM67 85L69 86V88L70 89H68L67 88ZM101 85V86H102ZM148 85V84H147ZM151 85V84H150ZM150 85H148L149 87H150ZM159 85V86H158ZM225 85H227V88H224V86ZM16 86V85H15ZM23 86V85H22ZM24 86H26V89L28 88L29 89V85L27 86V85H24ZM40 86V87H41ZM46 86V85H45ZM148 86H147V88H148ZM155 86V87H156ZM196 86H198V87H201V89H202V91L201 92H199L200 90V88L199 89H197L196 88ZM232 86H235L234 88L232 87ZM43 87V86H42ZM51 87H53L52 85L50 86V89H52ZM153 87V86H152ZM230 87H232L233 89L231 90L230 89ZM21 88V87H20ZM32 88V89H33ZM61 88V89H62ZM151 88V87H150ZM150 88H148V89H150ZM253 88H250V90L251 89H253ZM22 89V88H21ZM24 89H25V87H24ZM39 89H41V88H39ZM53 89L55 90V88L53 87ZM68 89V90H67ZM129 89V90H128ZM152 89H154V88H152ZM255 89H254V91H255ZM23 90V89H22ZM21 90V91H22ZM34 90V91H35ZM54 90H51V94H52V91H54ZM65 90H64V93H66L65 92ZM70 90H71V92H70ZM126 90H128V91H130V92H127V93H125L126 92ZM199 90V91H198ZM231 90V92H229ZM29 92L31 91V90H28ZM33 91V90H32ZM31 91V92H32ZM40 91V90H39ZM43 91H45V89L43 90ZM149 91V90H148ZM229 92L230 93V96L228 97V95L229 94H225V92ZM252 91V90H251ZM250 91V92H251ZM261 91H263V92H261ZM24 92H25V90H24ZM57 92H60V90H58ZM63 92V91H62ZM99 92V91H98ZM102 92V91H101ZM106 92V94H107V96H108V93ZM155 92V91H154ZM153 92V93H154ZM199 92V93H198ZM20 93V92H19ZM18 93V94H19ZM26 93H28V92H26ZM34 93H36V91L34 92ZM38 93V92H37ZM36 93V94H37ZM47 92H45V94H46ZM104 93V92H103ZM103 93H102V96H103ZM128 93H129V95H128ZM172 93V94H171ZM262 93V94H261ZM25 93H23V95H24ZM42 94H43V92H42ZM51 94H49V95H51ZM53 94H55V93H53ZM67 94V93H66ZM105 94V93H104ZM127 94V95H126ZM238 94V93H237ZM244 94V93H243ZM246 94H248V92L246 93ZM30 95L31 96H33L31 93H30ZM29 94H28V96H30ZM48 95V94H47ZM47 95H45L46 96V98H47ZM49 95H48V97H49ZM64 95V94H63ZM97 95H98V93H97ZM101 95V94H100ZM27 96V95H26ZM37 96V98H38V100H39V97L41 96H39L38 97V94L37 95H34V97H36ZM44 96V97H45ZM55 96V95H54ZM105 96V95H104ZM103 96V97H104ZM252 96V95H251ZM42 97H43V95H42ZM65 96H64V98H66ZM94 97H99V96H94ZM102 97V98H103ZM106 97V96H105ZM110 97V96H109ZM109 97H107V98H109ZM243 96H241V98H242ZM249 97V96H248ZM25 98V97H24ZM32 98V97H31ZM41 98V97H40ZM62 98V97H61ZM107 98H104L103 100H105V99H107ZM244 98V97H243ZM247 98V97H246ZM35 99V98H34ZM58 99V98H57ZM95 100L97 99V98H94ZM98 99H100V98H98ZM97 99V100H98ZM252 100H255V99H253V98H251ZM24 100V99H23ZM25 100H28L27 98L25 99ZM23 101V102H25L26 103V101ZM31 101H32V99H30ZM27 101L28 103L29 102H31V101ZM41 100H43V98H41ZM67 100V101H68ZM92 100H93V98H92ZM96 100V101H97ZM102 100V99H101ZM109 100V99H108ZM113 101H115L114 99H112ZM126 100V99H125ZM124 100V101H125ZM258 100V101H257ZM18 101V100H17ZM35 102H37V99L36 100H34ZM40 101V100H39ZM48 101V100H47ZM96 101H94L95 102V105L97 104L98 106H100V104H102V101H97V103H96ZM111 101V100H110ZM117 101V102H118ZM123 101V102H124ZM130 101V100H129ZM230 101V102H229ZM240 101V102H239ZM242 101H243V99H242ZM247 101H248V99H247ZM247 101H244V102H246L247 103ZM42 102V101H41ZM43 102L45 103L46 101H44L43 100ZM43 102H42V104H43ZM63 102V101H62ZM68 102V103H69ZM92 102V101H91ZM93 102V103H94ZM99 102V103H98ZM108 102V101H107ZM112 102V101H111ZM126 102H127V100H126ZM140 102H142L141 104H143V105H139V103ZM166 102V103H165ZM249 102H253V101H249ZM28 103H26V104H28ZM33 103V102H32ZM38 103L39 102H37V103H35V104H37L38 105ZM64 103H65V99H64ZM67 103V104H68ZM106 103V102H105ZM115 103H116V101H115ZM22 104V103H21ZM42 104L40 103L38 106H36V105H34L33 106V104L31 105V103L30 104H28L29 106L31 105V108H35V106L36 107H39L40 105L42 106ZM50 104V103H49ZM51 104H52V102H51ZM54 104V103H53ZM66 104V103H65ZM104 104V103H103ZM103 104H102V106H103ZM108 104V103H107ZM117 104V103H116ZM122 104V103H121ZM232 104H234V103H232ZM242 104V103H241ZM254 104V103H253ZM253 104H250V105H253ZM28 105H26V107L28 106ZM44 105V104H43ZM45 105H47L48 106V104L47 103H45ZM44 105V106H45ZM89 105V106H88ZM105 105V104H104ZM110 105H111V103H110ZM125 105V104H124ZM123 105V106H124ZM130 105V104H129ZM28 106V107H29ZM44 106H42V107H44ZM47 106H45V108H42L43 110L44 109H47L46 107ZM51 106V105H50ZM106 106V105H105ZM122 106V107H123ZM235 105H233V107H234ZM63 107H64V105H63ZM68 107H67V109H68ZM94 107V108H93ZM101 107V106H100ZM107 107H109V106H107ZM112 107V106H111ZM117 107H118V104H117V106H116V109H117ZM33 108V110L35 111V109ZM70 108V107H69ZM115 108V107H114ZM131 108V107H130ZM229 108H231L232 109V106H230L229 105ZM24 109V111H22ZM40 109V107L38 108V109H36V110H39ZM49 109V108H48ZM52 109H53V105H52ZM52 109H50V110H48V111H50V113L51 112H53V111H51ZM64 109V108H63ZM66 109V108H65ZM90 109H91V107H90ZM109 109V108H108ZM124 109V108H123ZM126 109V108H125ZM127 109H128V107H127ZM135 109V108H134ZM92 110H91V112H92ZM120 110V108L118 109V110H116V112H118ZM41 111V110H40ZM40 111H38V112H40ZM46 111L47 110H45L44 111V114H46ZM90 111V110H89ZM106 112H108L107 110H105ZM113 111H115V110H113ZM126 111V110H125ZM233 111V110H232ZM38 112H36V113H38ZM105 112V113H106ZM110 112V111H109ZM120 112V111H119ZM121 112H122V110H121ZM120 112V113H121ZM133 112H134V110H133ZM137 112V111H136ZM150 112V111H149ZM228 112V111H227ZM28 113V114H27ZM35 113V114H36ZM40 113H43V111L42 112H40ZM50 113L48 112V115L50 116ZM55 113V112H54ZM62 113V112H61ZM60 113V114H61ZM62 113V114H63ZM119 113V114H120ZM124 113V112H123ZM123 113H121V115L123 114ZM225 113V114H224ZM235 113H236V110H235ZM59 114V115H60ZM64 114V115H65ZM108 114V113H107ZM110 114V113H109ZM113 114V113H112ZM115 114V113H114ZM256 114V115H255ZM52 115V114H51ZM52 115V116H53ZM67 115V114H66ZM120 115V116H121ZM228 115H230V113L228 114ZM235 115V114H234ZM31 115L29 114V117H30ZM32 116H33V114H32ZM31 116V117H32ZM40 116V115H39ZM42 116V115H41ZM40 116V117H41ZM46 115H44V117H45ZM91 116V115H90ZM116 116H117V114H116ZM120 116H118L117 118H119ZM123 116V115H122ZM127 116V115H126ZM238 116V115H237ZM252 116V117H253ZM257 116V117H258ZM2 117V116H1ZM92 117V116H91ZM91 117H89L90 118V120H91ZM125 117V116H124ZM226 118L225 119H227L228 117L227 116H225ZM6 118V119H7ZM222 118H223V116H222ZM230 118V117H229ZM256 118V117H255ZM255 118L253 117V120H255ZM3 119V118H2ZM221 119V118H220ZM231 119V118H230ZM229 119V120H230ZM258 119H259V117H258ZM8 120H7V122H8ZM33 120V119H32ZM36 120V119H35ZM38 120V119H37ZM86 120V122H84ZM89 120V119H88ZM112 120H113V118H112ZM124 120V119H123ZM228 120V122H230ZM234 120V119H233ZM114 121V120H113ZM122 121V120H121ZM130 121V120H129ZM217 121V122H216ZM225 121V120H224ZM3 122H5V121H3ZM2 121H1V123L0 124H5V123H3ZM6 122V123H7ZM60 122V123H59ZM107 122V121H106ZM112 122V121H111ZM123 122V121H122ZM220 122H223L222 120L220 121ZM232 122V121H231ZM247 122H248V120H247ZM251 122H252V119H251ZM250 122V123H251ZM255 122H256V120H255ZM48 123H49V121H48ZM88 123V122H87ZM114 123V122H113ZM118 123V122H117ZM126 123V122H125ZM236 123H237V120H236ZM8 124V123H7ZM90 124V123H89ZM119 124V123H118ZM128 124V123H127ZM151 124V125H150ZM225 124H226V122H225ZM232 124V123H231ZM233 124H234V122H233ZM232 124V125H233ZM240 124V123H239ZM249 124V123H248ZM253 124V123H252ZM12 125H10V127L12 126ZM33 125V124H32ZM35 125V124H34ZM39 125V124H38ZM45 125V124H44ZM111 125V124H110ZM136 125V124H135ZM138 125H136V126H138ZM228 125V124H227ZM227 125H225V128H226V126ZM236 125V124H235ZM238 125V124H237ZM236 125V126H237ZM243 125V124H242ZM249 125H251V124H249ZM0 126H2V125H0ZM85 126V127H84ZM112 126V125H111ZM119 126V125H118ZM124 126H126V125H124ZM129 126H131V124L129 125ZM241 126V125H240ZM243 126H245V122H244V125ZM6 128V126H2L1 128V130L0 131H3V128ZM9 127V126H8ZM33 127V126H32ZM36 127H37V125H36ZM127 128H128V133H131V132H129V127L128 126H126ZM149 127V128H150ZM251 126H249V128H250ZM263 127V126H262ZM4 128V129H5ZM42 128V127H41ZM110 128V127H109ZM123 128V127H122ZM136 128H138V127H136ZM152 128V127H151ZM155 128V127H154ZM156 128H158V126L156 127ZM155 128V129H156ZM221 128H223L222 126H221ZM228 128V127H227ZM153 129V128H152ZM241 129V128H240ZM245 129H246V126H245ZM49 130V129H48ZM116 130V129H115ZM137 131H138V129H136ZM145 130H148V132H147V134H145L146 132H145ZM160 130V129H159ZM158 130V131H159ZM223 131H224V128L222 129ZM244 130V129H243ZM104 131V130H103ZM109 131V130H108ZM151 131V130H150ZM152 131H155V133H156V131L157 130H152ZM152 131H151V135H152ZM161 131V130H160ZM228 131V130H227ZM226 131V132H227ZM116 133L118 132V131H115ZM121 132V131H120ZM123 132V131H122ZM124 132H126V131H124ZM143 132H145V133H143ZM171 132V131H170ZM174 132V131H173ZM229 132V131H228ZM234 132V131H233ZM6 133V132H5ZM5 133L2 135V134H0L1 136H2V138H4L3 136L5 135ZM40 133V132H39ZM49 133V131L47 132V134ZM103 133V132H102ZM115 133V134H116ZM127 133V132H126ZM125 133V135L127 136V137H129L128 136V134H126ZM138 133H139V131H138ZM138 133H136V134H138ZM154 133V132H153ZM169 133V132H168ZM172 133V132H171ZM7 134V133H6ZM109 133H107V135H108ZM123 134V133H122ZM158 134H161L160 132H157V135ZM228 134V133H227ZM246 134H247V132H246ZM246 134H244L245 136H246ZM139 135V134H138ZM138 135H136L137 137H138ZM143 135V136H144ZM155 135V134H154ZM165 135V134H164ZM168 135V134H167ZM172 135H174L173 133H172ZM172 135H169L170 136V138H171V136ZM224 136V137H222V136ZM7 136V137H6ZM5 137L6 138H8L9 139V137H8V135H6ZM13 136V135H12ZM17 136V135H16ZM46 136V135H45ZM50 136V137H51ZM104 136V135H103ZM106 136V135H105ZM132 136H133V134H132ZM136 136H135V141H134V143L137 141L136 140ZM140 136V135H139ZM183 136L185 137V135L183 134ZM241 136V135H240ZM42 137V136H41ZM109 137V136H108ZM158 137H159V135H158ZM161 137H162V135H161ZM166 137V136H165ZM178 137V136H177ZM181 137H182V135H181ZM188 137V136H187ZM244 137V136H243ZM1 138V137H0ZM47 138V137H46ZM102 138H104V137H102ZM120 138V137H119ZM125 138V137H124ZM130 138H131V135H130ZM130 138H129V141L131 142L132 140H130ZM141 138H142V140H141ZM139 137L138 139H140L142 142H144V138L143 137ZM152 138V137H151ZM150 138V139H151ZM155 138H156V140H157V142L158 141H160V140H158L157 139V137L155 136ZM162 138H164V137H162ZM167 138V137H166ZM170 138H169V144H171L170 142ZM172 138H174V136L172 137ZM176 138V137H175ZM174 138V139H175ZM189 138V137H188ZM240 138V139H239ZM11 139L12 138H10V140H8V142L9 141H11ZM148 138H146V140H147ZM150 139L149 140H147L148 142L150 141ZM153 139V138H152ZM151 139V142L153 141ZM185 139V138H184ZM1 140V139H0ZM3 140V139H2ZM105 140V139H104ZM108 140V139H107ZM140 140H138V142L140 141ZM164 140H165V138H164ZM167 141H168V139H166ZM166 140H165V143H166ZM176 140V139H175ZM188 140V139H187ZM244 140V141H245ZM5 141H7V140H5ZM4 141V142H5ZM21 141V139H19V142ZM110 141H112V139L110 140ZM109 141V142H110ZM119 141L121 142L122 140L121 139H119ZM129 141H128V143H129ZM133 141L131 142V143H133ZM140 141V142H141ZM155 141V140H154ZM178 141V140H177ZM4 142H3V146H5L7 143L5 142V144H4ZM12 142V141H11ZM25 142V143H24ZM105 142V141H104ZM139 142V143H140ZM148 142H146V143H148ZM151 142H150V145H151ZM156 142V143H157ZM182 142V141H181ZM180 142V143H181ZM0 143H2L1 141H0ZM10 143V142H9ZM8 143V144H9ZM26 143H28V144H26ZM112 143V142H111ZM126 143H127V139H126ZM139 143H138V145H139ZM145 143V142H144ZM160 143V145H159V148L157 149L158 151H159V149L162 147L161 146V141L159 142ZM159 143H157V144H159ZM165 143H163V144H165ZM180 143H179V146H180ZM109 144V143H108ZM118 144V143H117ZM122 144V143H121ZM130 144V143H129ZM136 144H137V142L135 143V146H136ZM149 144V143H148ZM231 144V145H230ZM14 145H15V143H14ZM102 145V144H101ZM105 145V144H104ZM112 145H113V143H112ZM115 145V144H114ZM124 145V144H123ZM132 145V144H131ZM130 145V146H131ZM149 145V146H150ZM166 145V144H165ZM175 145V144H174ZM178 145V144H177ZM185 145V144H184ZM6 146H8V145H6ZM5 146V147H6ZM13 146V144H11V146H8V147H12ZM19 146H21V144L19 145ZM23 146V145H22ZM28 146L25 148V149H28ZM103 146V145H102ZM126 146H127V144H126ZM129 146V148H134V147H130ZM140 146H141V144H140ZM140 146H139V148H140ZM148 146V145H147ZM153 146H157V145H155V142H154V144L153 145H151V147H150V151H151V148L153 147ZM167 146H169V145H167ZM166 146V147H167ZM173 146V145H172ZM187 146H188V144H187ZM8 147H6V149H7V151L5 150V152L4 153H6V152H8ZM24 147V146H23ZM89 147V146H88ZM91 147V146H90ZM112 147V146H111ZM110 147V148H111ZM164 147V146H163ZM163 147L161 148V153H162V149H163ZM174 147V146H173ZM192 147V146H191ZM2 148H4V147H2V145H1V148L0 149H2ZM14 148V147H13ZM12 148V149H13ZM18 148V147H17ZM16 148V146H15V149H17ZM101 148V147H100ZM113 148H114V146H113ZM124 148V147H123ZM137 148H138V146H137ZM181 148H182V146L180 147V150H181ZM196 148V147H195ZM14 149V150H15ZM92 149V148H91ZM105 149H107V148H105ZM135 149V148H134ZM141 149V148H140ZM149 149V148H148ZM153 149V148H152ZM165 149V148H164ZM173 149V148H172ZM189 149H190V147H189ZM240 149V150H239ZM2 150H4V149H2ZM102 150V149H101ZM131 150V149H130ZM130 150H129V153H131L130 152ZM133 150V149H132ZM137 150H139V149H137ZM155 151H156V149H154ZM153 150V151H154ZM175 150H177V149H175ZM174 150V151H175ZM242 150V151H241ZM15 151H17V150H15ZM99 151V150H98ZM128 151V150H127ZM133 151H135V153H136V150H133ZM147 151V150H146ZM164 151V150H163ZM182 151V150H181ZM241 151V152H240ZM1 152V151H0ZM11 152V151H10ZM10 152L9 153H7L8 155H11L10 154ZM13 152V151H12ZM17 152H19V151H17ZM29 152V153H28ZM138 152V151H137ZM186 152V151H185ZM189 152H191V149L189 150ZM14 153V152H13ZM102 153V152H101ZM160 153V152H159ZM159 153H158V156H159ZM20 154H22V153H20ZM156 154V153H155ZM154 153H153V155H152V157H154V155H155ZM172 154H174V153H172ZM178 154H179V151H178ZM183 153H181V155H182ZM186 155H187V153H185ZM6 155V154H5ZM61 156V158H60V156ZM99 155H100V153H99ZM102 155V154H101ZM129 155V154H128ZM136 155V154H135ZM138 155V154H137ZM163 155V154H162ZM162 155L160 156V157H162ZM59 156V157H58ZM113 156V157H114ZM139 156V155H138ZM143 156V155H142ZM145 156V155H144ZM157 156V157H158ZM174 156V155H173ZM179 156V155H178ZM4 157V156H3ZM8 157V156H7ZM134 157H136V156H134ZM141 157V156H140ZM146 157V156H145ZM155 157H156V155H155ZM177 157V156H176ZM149 158H151V157H149ZM183 158V157H182ZM5 159H6V157H5ZM28 159V158H27ZM144 159V158H143ZM151 159H153V158H151ZM155 159V158H154ZM154 159H153V161H154ZM158 159V158H157ZM178 160L180 159V158H177ZM14 160V159H13ZM30 160V159H29ZM28 160V161H29ZM144 160H150V159H144ZM159 161H160V159H158ZM2 161V160H1ZM12 161V160H11ZM111 161V160H110ZM152 161V160H151ZM157 161V160H156ZM188 161V160H187ZM109 162V161H108ZM135 162V161H134ZM137 163H138V161H136ZM140 162V161H139ZM142 162H144V164H145V161H142ZM148 162V161H147ZM147 162H146V164H147ZM161 162V161H160ZM184 162H185V160H184ZM136 163V164H137ZM152 163H154V162H152ZM158 163V162H157ZM162 163V162H161ZM165 163V162H164ZM179 163H180V161H179ZM115 164V163H114ZM142 164V163H141ZM143 164V165H144ZM146 164H145V166H146ZM151 164V163H150ZM155 164H156V162H155ZM176 164V163H175ZM185 164V163H184ZM8 165H9V167H8ZM7 165V167L8 168H10V164H8ZM140 165V164H139ZM138 165V166H139ZM166 165V164H165ZM168 165V164H167ZM62 166V165H61ZM138 166H136V167H138ZM140 166H142V165H140ZM157 166H158V164H157ZM157 166H153V168H154V170L156 169L155 167H157ZM160 166V165H159ZM181 166V165H180ZM179 166V167H180ZM191 166V165H190ZM4 167H5V165H4ZM23 167H25V166H23ZM144 166H142V168H143ZM149 167V166H148ZM147 167V168H148ZM152 167V166H151ZM169 167V166H168ZM187 167H188V165H187ZM216 167H218V168H220L219 170H220V172H219V175H213V171H212V169H216ZM29 168H31V167H29ZM36 168V169H37ZM146 168V167H145ZM159 168V167H158ZM164 167L162 166L160 169H163ZM166 169L164 170V172H165V174L164 175H162L163 177H165V175H166V170H167V167H165ZM1 169H3V168H1ZM0 169V170H1ZM11 169H13L12 167H11ZM152 169V168H151ZM169 169V168H168ZM171 169V168H170ZM179 169V168H178ZM186 169V168H185ZM193 169V168H192ZM7 170V169H6ZM14 170V169H13ZM12 170V171H13ZM26 170V169H25ZM146 170V169H145ZM144 170V171H145ZM153 170V171H154ZM179 170H181V169H179ZM200 170V171H201ZM19 171V170H18ZM20 171H21V169H20ZM36 170H34V172H35ZM138 171V170H137ZM151 171V170H150ZM153 171H151L152 173H150V174H152V175H154V176H158V175H156V172L158 171H156V172H154L155 174H153ZM161 171V170H160ZM171 170H168L167 172H169L170 174L172 173V172H170ZM196 171V170H195ZM30 172V171H29ZM33 172V173H34ZM58 172V171H57ZM56 172V173H57ZM110 172V171H109ZM192 172H193V170H192ZM8 173V172H7ZM31 173V172H30ZM32 173V174H33ZM59 173V172H58ZM142 173V172H141ZM148 173H149V171H148ZM174 173V172H173ZM186 173V172H185ZM185 173H184V175H185ZM188 173V172H187ZM12 174V173H11ZM28 174V173H27ZM60 174V173H59ZM19 175V174H18ZM39 175V174H38ZM56 175H58V174H56ZM67 175H68V173H67ZM146 175H147V173H146ZM149 175V174H148ZM174 174H172V176H173ZM196 174H194V176H195ZM11 176V175H10ZM21 176V175H20ZM121 176L119 177V179L121 178ZM150 176V175H149ZM149 176H145V177H149ZM167 176H168V174H167ZM171 175H170V177H172ZM183 176V175H182ZM181 176V177H182ZM194 176H193V178H194ZM15 177H17V176H15ZM28 177V176H27ZM62 177H64V176H62ZM142 177H143V174H142ZM178 177H179V179H180V176L178 175ZM191 177V176H190ZM9 178V177H8ZM11 178V177H10ZM9 178V179H10ZM14 178V176L12 177V179ZM33 178V177H32ZM32 178H30V179H32ZM35 178V177H34ZM39 178V177H38ZM66 178V177H65ZM71 178H69V180L71 179ZM116 178V177H115ZM151 178V177H150ZM157 177H155V179H156ZM160 178H162L161 176H160ZM167 178H169V177H167ZM201 178V177H200ZM0 179H1V177H0ZM55 179V180H54ZM67 179H68V177H67ZM71 179V180H72ZM142 179H144V178H142ZM146 179V178H145ZM152 179V178H151ZM151 179H150V181H151ZM154 179V178H153ZM153 179H152V181H153ZM159 179V178H158ZM163 179V178H162ZM174 179V178H173ZM176 179H177V177H176ZM182 179V178H181ZM209 179H211V181H208ZM11 180V179H10ZM34 180V179H33ZM121 180V179H120ZM171 180V178H169V181ZM1 181V180H0ZM35 181V180H34ZM54 181H56V184H55V182ZM59 181V180H58ZM157 183H159L158 181H162L161 179L160 180H155ZM155 181H154V183H155ZM186 181H187V179H186ZM65 182V185L67 184L66 182H68V180L67 181H64ZM143 182H144V180H143ZM148 182V181H147ZM173 182V181H172ZM172 182H170V183H172ZM178 182H179V180H178ZM35 183V182H34ZM118 183V184H117ZM150 183V184H149ZM153 183V182H152ZM163 183V182H162ZM166 183V182H165ZM190 183V182H189ZM198 183H199V181H198ZM63 183H61V185H62ZM69 184V183H68ZM71 184V183H70ZM70 184H69V186H70ZM147 184H149V185H151V182H148ZM147 184H145V185H147ZM156 184V183H155ZM160 184H161V182H160ZM173 184H176V182L174 183L173 182ZM178 184H182V183H178ZM9 185H10V182H9ZM58 185V184H57ZM145 185H143L144 187H145ZM148 185V186H149ZM158 185V184H157ZM156 185V186H157ZM167 186L169 185V184H166ZM183 185H184V183H183ZM182 185V186H183ZM140 186V187H139ZM152 186V185H151ZM162 186H164L163 184L161 185V187ZM166 186V187H167ZM185 186V185H184ZM183 186V187H184ZM189 186L190 187H192L191 186V184H189ZM202 186H203V184H202ZM201 186V187H202ZM3 187V186H2ZM31 187V186H30ZM44 187V186H43ZM71 187V186H70ZM174 187H176V185L174 186ZM178 187V186H177ZM176 187V188H177ZM181 187V186H180ZM182 187V188H183ZM75 188H73V189H75ZM139 188H141V189H139ZM155 188V187H154ZM153 188V189H154ZM195 188H196V186H195ZM11 188H9L8 190H10ZM27 189V188H26ZM39 189V190H40ZM70 189V188H69ZM71 189H72V187H71ZM70 189V190H71ZM161 189V188H160ZM163 189V188H162ZM161 189V190H162ZM184 189V188H183ZM8 190H7V192H8ZM139 190H141V192H142V195H141V193H140V191ZM148 190V189H147ZM146 190V191H147ZM150 190H151V188H150ZM172 190H174V188H172ZM178 190H180V189H178ZM204 190V189H203ZM38 191V190H37ZM72 191V190H71ZM79 191H77V192H79ZM155 192V191H157V188H156V190L154 189V190H152V192ZM175 191V190H174ZM186 191V190H185ZM184 191V192H185ZM192 191H194V190H191V194H192ZM10 192V191H9ZM55 192V193H54ZM147 192H149V191H147ZM166 192H167V190H166ZM60 193V192H59ZM58 193V194H59ZM174 193V192H173ZM178 193H180V191L178 192ZM181 193H182V191H181ZM186 193V192H185ZM184 193V194H185ZM31 194H33V193H31ZM34 194H36V193H34ZM58 194H55V195H58ZM62 194H63V192H62ZM70 194H71V192H70ZM74 193H72L71 195H73ZM81 194V193H80ZM151 194V193H150ZM153 194V193H152ZM161 195V193H158V195ZM9 195H10V193H9ZM37 195V194H36ZM41 195V194H40ZM61 195V194H60ZM65 195V194H64ZM75 195H76V193H75ZM81 195V196H82ZM147 195V194H146ZM154 195V194H153ZM166 195V194H165ZM181 195H183V194H181ZM66 196H70L69 194L68 195H66ZM77 196H80L79 194H77ZM76 196V197H77ZM149 196V195H148ZM147 196V197H148ZM157 196V195H156ZM163 195H161V197H162ZM184 197H185V195H183ZM182 196V197H183ZM193 198H194V196H195V194L193 193ZM204 196V195H203ZM38 197V196H37ZM76 197H74V198H76ZM83 197V196H82ZM158 197V196H157ZM190 197V196H189ZM201 197H202V195H201ZM55 197H53V199H54ZM61 198H62V196H61ZM66 198V197H65ZM78 198H81V197H78ZM77 198V199H78ZM85 198V199H86ZM152 198V197H151ZM151 198H150V200H151ZM156 198V197H155ZM191 198V197H190ZM62 199H64V198H62ZM69 199H71L72 200V197H70V198H68V200ZM82 199V198H81ZM183 199V198H182ZM187 199V198H186ZM194 199H196V198H194ZM198 199H200V198H198ZM147 200H148V198H147ZM154 200H156V199H154ZM153 200V201H154ZM163 200V199H162ZM193 200V199H192ZM192 200H190V202L192 201ZM197 200V199H196ZM2 201V200H1ZM56 201V200H55ZM58 201V200H57ZM70 201V200H69ZM68 201V202H69ZM78 201V200H77ZM152 201V202H153ZM157 201V200H156ZM167 201V200H166ZM194 201V200H193ZM202 201V200H201ZM70 202H72V201H70ZM91 202V201H90ZM89 202V203H90ZM147 202H149V200L147 201ZM151 202V201H150ZM164 202V201H163ZM168 202V201H167ZM166 202V203H167ZM189 202V201H188ZM19 203V202H18ZM67 203V202H66ZM84 203H85V200H84ZM161 203H162V201H161ZM165 203V202H164ZM193 203L194 202H192V205H193ZM16 204V203H15ZM65 203H63L62 205H64ZM70 204V203H69ZM75 204V203H74ZM74 204H72V205H74ZM92 204V203H91ZM152 204V203H151ZM158 204H159V202H158ZM187 204V203H186ZM196 204V203H195ZM195 204L193 205V206H195ZM198 204V203H197ZM201 204V202L199 201V205ZM17 205V204H16ZM53 205V204H52ZM67 204H65L64 206H66ZM71 205V206H72ZM162 205H165V204H162ZM177 205V204H176ZM189 205V204H188ZM191 205V204H190ZM203 205V204H202ZM201 205V206H202ZM207 205V204H206ZM59 205H57V207H58ZM61 206V205H60ZM70 206V205H69ZM76 206V205H75ZM74 206V207H75ZM99 206H101V205H99ZM174 206V205H173ZM185 206V205H184ZM192 206V207H193ZM200 206V207H201ZM84 207V206H83ZM90 207H93V204H92V206H90ZM164 207V206H163ZM178 207V206H177ZM183 206H181V207H179V208H182ZM187 207V206H186ZM196 207V206H195ZM195 207H193V208H195ZM197 207H199V206H197ZM35 208H36V206H35ZM38 208H39V206H38ZM54 208H55V206H54ZM67 208V207H66ZM70 208H73V207H69V210H70ZM82 208V207H81ZM99 208V207H98ZM162 208V207H161ZM168 208V206L166 207V209ZM171 208V207H170ZM178 208V209H179ZM184 208V207H183ZM183 208H182V210H183ZM202 208V207H201ZM13 209H14V206H13ZM49 209H50V211H49ZM90 209V208H89ZM102 209V208H101ZM169 209V208H168ZM172 209H173V207H172ZM185 209V208H184ZM191 209V210H190ZM189 210L190 211H192V208H190ZM204 209V208H203ZM36 210H37V208H36ZM66 211L68 210V208L67 209H65ZM65 210H63V211H65ZM106 209H104L103 211H105ZM175 210V209H174ZM185 210H187V208L185 209ZM195 210H196V208H195ZM198 210V209H197ZM196 210V211H197ZM201 210V209H200ZM199 210V211H200ZM38 211V210H37ZM65 211V212H66ZM72 211H75V210H72ZM71 211V212H72ZM98 211H100V210H98ZM110 211V210H109ZM163 211V210H162ZM203 210H201V212H202ZM28 212V211H27ZM92 212V211H91ZM107 212V211H106ZM153 212H154V210H153ZM166 212V211H165ZM164 212V214H161V216L162 215H166L167 216V214ZM172 212V211H171ZM177 212H180V211H177ZM194 212V211H193ZM37 213V212H36ZM53 213H56V212H53ZM88 213H90V212H88ZM102 213V212H101ZM108 213V212H107ZM111 213H113V212H111ZM110 213V214H111ZM161 213V212H160ZM173 213V212H172ZM181 214H182V216H183V214H186V213H182V211L180 212ZM190 213L191 212H188L187 211V215L188 216H191L190 215ZM197 213V212H196ZM51 214V213H50ZM91 214V213H90ZM106 214V213H105ZM104 214V215H105ZM155 214V213H154ZM178 214V213H177ZM181 214H180V216H181ZM203 214V213H202ZM202 214H201V216H202ZM88 215V214H87ZM95 215V214H94ZM93 215V216H94ZM101 215H103V214H101ZM172 215V214H171ZM193 215V214H192ZM81 216V215H80ZM108 216V215H107ZM110 216V215H109ZM119 216V215H118ZM161 216L159 217V219L161 218ZM174 216V215H173ZM179 216V215H178ZM188 216H187V218H188ZM88 217H90V216H88ZM103 217V216H102ZM162 217H165V216H162ZM171 217V216H170ZM169 217V218H170ZM176 217H177V215H176ZM184 218L186 217V215H184L183 216ZM48 218V219H47ZM85 218H86V215H85ZM100 218V217H99ZM115 218H116V216H115ZM157 218V217H156ZM179 218V217H178ZM186 218V219H187ZM191 218V217H190ZM34 219V218H33ZM51 219V218H50ZM94 219V218H93ZM112 219V218H111ZM182 219V218H181ZM181 219H180V222H181ZM186 219L184 220L185 222H186ZM8 220H9V222H10V217L8 218ZM85 220V219H84ZM86 220H87V218H86ZM89 220V219H88ZM109 220V219H108ZM112 220H114V219H112ZM172 220V219H171ZM192 220H194V219H192ZM1 221V220H0ZM7 221V220H6ZM34 221V220H33ZM66 221H68V219L66 220ZM65 221V222H66ZM103 221V220H102ZM158 221H160V220H158ZM167 221V219L164 221V222H166ZM8 222V221H7ZM112 222V221H111ZM111 222H109V223H111ZM182 222H183V220H182ZM181 222V223H182ZM187 222H188V220H187ZM190 222V221H189ZM193 222V221H192ZM35 223V222H34ZM114 223H115V221H114ZM124 223V224H125ZM45 224V225H44ZM53 224V223H52ZM65 224V223H64ZM97 224H98V222H97ZM186 225H187V223H185ZM188 224H191V222L190 223H188ZM192 224H191V227H192ZM54 225V224H53ZM118 225H119V222H118ZM180 225V224H179ZM49 226V225H48ZM95 226V225H94ZM114 226V225H113ZM116 226V225H115ZM121 226V225H120ZM120 226H119V228H120ZM175 226V225H174ZM184 226V225H183ZM182 226V227H183ZM187 226H189V225H187ZM193 226V227H194ZM66 227H68V223L66 224V226H65V228L64 229H66ZM102 227V226H101ZM177 227V226H176ZM186 227V226H185ZM185 227H184V229H185ZM191 227H189L190 229H192V231L194 230L193 228H191ZM54 228V227H53ZM118 228V227H117ZM116 228V229H117ZM118 228V233H120V229ZM123 228V227H122ZM15 229V228H14ZM50 229H52V228H50ZM187 229H188V227H187ZM17 230V229H16ZM111 230V229H110ZM182 230H183V228H182ZM186 230V229H185ZM189 230V229H188ZM197 230V231H198ZM42 231V232H41ZM46 231V230H45ZM44 231V232H45ZM113 231V230H112ZM123 231H121V233L123 232ZM173 231H174V229H173ZM176 231H178L177 229H176ZM191 231V230H190ZM197 231H196V233H197ZM50 232V231H49ZM189 232V231H188ZM203 232H204V229H203ZM29 233V232H28ZM110 233V232H109ZM108 233V234H109ZM130 233V232H129ZM192 233V232H191ZM190 232H189V234H191ZM193 233H195V232H193ZM60 234V233H59ZM78 234V233H77ZM112 234V233H111ZM116 234V233H115ZM213 234V235H212ZM16 235V234H15ZM48 235H50V234H48ZM63 235V234H62ZM97 235V234H96ZM123 235V234H122ZM121 235V236H122ZM181 237H180V236ZM192 235V234H191ZM66 236H67V233H66ZM66 236H65V232H64V237L65 238H62V239H60L59 240V242L60 241H66ZM101 236V235H100ZM40 238H41V236H39ZM55 237V236H54ZM98 237V236H97ZM124 237V241H125V236H123ZM127 237L128 236H126V240H127ZM187 237V238H186ZM37 238V239H36ZM43 238V237H42ZM113 238H114V236H113ZM116 238V237H115ZM121 238V237H120ZM80 239V238H79ZM123 239V238H122ZM121 239V241H123ZM110 240V239H109ZM115 240V239H114ZM117 240H119V239H117ZM6 241V240H5ZM41 241V240H40ZM105 241V240H104ZM112 242H113V240H111ZM110 241V242H111ZM120 241V240H119ZM119 241H117V243L119 242ZM121 241H120V243H121ZM123 241V242H124ZM127 241H129V239L127 240ZM44 242V241H43ZM58 242V241H57ZM89 242V241H88ZM1 243H3L2 241H1V238H0V244ZM5 243V242H4ZM52 243V242H51ZM86 243V242H85ZM103 243V242H102ZM107 243H109V242H107ZM107 243H105V244H107ZM116 243V244H117ZM129 243L130 242H128V245H129ZM10 244V243H9ZM35 244V245H34ZM58 244H61V243H58ZM72 244V243H71ZM77 244V243H76ZM92 245V243L91 242H89V244L88 245ZM110 245H111V243H109ZM115 244V243H114ZM122 244V243H121ZM121 244H119V245H121ZM125 244V243H124ZM124 244H122V245H124ZM127 244V243H126ZM126 244H125V247H126ZM34 245V246H33ZM38 245H40L39 243H38ZM86 245V244H85ZM103 245H104V243H103ZM40 246H42V245H40ZM39 246V247H40ZM76 246V245H75ZM107 246V245H106ZM132 246H127V247H131L132 248ZM44 247V246H43ZM43 247H41V250H42V248ZM81 247V246H80ZM89 247V246H88ZM91 247V248H90ZM89 248L91 249L90 251L92 252V246H90ZM104 247V246H103ZM120 247H123V246H120ZM119 247V248H120ZM125 247H124V249H125ZM127 247H126V249H127ZM9 248V247H8ZM117 248V247H116ZM119 248H117L118 250L117 251H119ZM71 249V248H70ZM73 249H74V247H73ZM77 249H78V247H77ZM84 249H86V248H84ZM121 249V248H120ZM123 249V248H122ZM128 249H130V248H128ZM31 250V251H30ZM34 250V249H33ZM52 250V249H51ZM76 250V249H75ZM80 250V249H79ZM95 250H96V248H95ZM105 250V249H104ZM116 249H114L113 251H115ZM133 250H134V252H136L135 251V249L133 248ZM4 251V250H3ZM44 251H45V249H44ZM46 251H47V249H46ZM54 252H55V250H53ZM72 253H73V251L72 250H70ZM70 251H68V252H70ZM81 251H82V249H81ZM89 251V252H90ZM117 251H116V253H117ZM29 252V253H28ZM34 252V251H33ZM50 252V251H49ZM65 252V251H64ZM70 252V253H71ZM105 252V251H104ZM104 252H102V253H104ZM134 252H133V254H134ZM71 253V254H72ZM77 253V252H76ZM102 253H101V255H102ZM109 253V252H108ZM112 253H114V252H111V254H109V256L110 255H112ZM122 252H121V250H120V254H121ZM147 253V254H146ZM154 253V252H153ZM15 254H17L18 256H16ZM20 253L18 252V253H16L15 251H14V254H13V257L12 258H14V255H15V259L14 260H19V255ZM40 254V253H39ZM50 254V253H49ZM59 254H61V253H59ZM66 254V253H65ZM70 254V255H71ZM81 254V253H80ZM87 254V253H86ZM90 254V253H89ZM92 254H94L93 252H92ZM92 254H90L91 256H92ZM106 254V253H105ZM115 254V253H114ZM114 254L111 256V258L114 256ZM119 254V255H120ZM132 254V255H133ZM11 255V254H10ZM26 255V254H25ZM37 255V254H36ZM77 255V254H76ZM107 255V254H106ZM116 256H118V253L117 254H115ZM123 255V254H122ZM139 255V254H138ZM144 255V256H145ZM151 256L153 255L152 253L150 254ZM12 256V255H11ZM11 256H8V257H1L0 256V264H6V262H7V260H8V258H10ZM27 256V255H26ZM61 256H63V255H61ZM95 256H98V255H95ZM109 256H106L107 258L109 257ZM133 256H137V255H133ZM157 256V255H156ZM64 257V256H63ZM68 257V256H67ZM103 257V256H102ZM115 257V256H114ZM119 257V256H118ZM134 257V258H135ZM142 257H143V255H142ZM150 257V256H149ZM12 258H11V262H12ZM21 258H23V256L22 257H20V259ZM24 258H25V256H24ZM46 258V257H45ZM66 258V257H65ZM72 258V260L75 258H73V257H71ZM89 258H90V256H89ZM89 258H88V260L87 261H89ZM95 259V261H97V263H98V261H99V263L98 264H109V261H108V259H106V258H104V259H101V256H100V258L98 259V260H96V257H94ZM110 258V257H109ZM110 258V259H111ZM138 258V257H137ZM140 258V257H139ZM146 258H148V257H145V260H146ZM160 258V257H159ZM158 258V259H159ZM68 260H71V259H69V258H67ZM76 259H78V258H76ZM81 259V258H80ZM101 259V260H100ZM116 259V258H115ZM118 259V258H117ZM8 260V262L10 263V261ZM14 260H13V262H14ZM66 260V259H65ZM67 260V261H68ZM71 260V261H72ZM75 260V259H74ZM92 260V258L90 259V261ZM149 260V259H148ZM160 260V259H159ZM6 261V262H5ZM82 261V260H81ZM81 261H76L75 260V262H80V264H82L81 263ZM84 261V260H83ZM89 261V262H90ZM93 261V260H92ZM95 261H93V262H95ZM122 261V260H121ZM135 261V260H134ZM166 261V260H165ZM5 262V263H4ZM15 262H17V261H15ZM111 262H112V260H111ZM113 262H114V259H113ZM117 262V260L114 262L115 264H117L116 263ZM136 262H137V260H136ZM135 262V263H136ZM146 262V261H145ZM86 263V262H85ZM91 263V262H90ZM119 263V262H118ZM138 263V262H137ZM136 263V264H137ZM69 264V263H68ZM72 264H75V263H72ZM79 264V263H78ZM84 264V263H83ZM139 264V263H138ZM141 264H144V263H141ZM146 264V263H145ZM153 264H154V262H153Z\"/></svg>",
  "mask_w": 264,
  "mask_h": 264
},
{
  "label": "rangeland",
  "instance_id": "2",
  "mask_svg": "<svg viewBox=\"0 0 264 264\" xmlns=\"http://www.w3.org/2000/svg\"><path fill=\"white\" fill-rule=\"evenodd\" d=\"M56 1H58V0H56ZM56 1H54V2H49L50 4H48V2L46 1V5H47V7H44L45 5V3H43V2H40V3H38V5H41L40 7L42 8V4H43V7H44V10H43V8L42 9H40V10H42V12L43 13H46V11H48V10H51L52 11V9H53V7L52 6H56V8L54 7V9H53V14L55 13V15L56 14H58L59 13V11L61 12V11H63V12H69V13H71V16L73 15V17L75 16V15H77L75 12H73V11H75L74 10V6L73 5H75V4H73V3H76L77 1H75V2H73L74 0H72V6L70 7L68 4H71L70 3V0H63V5H64V8H63V5H62V1H58V2H56ZM82 0H80L78 3H79V6H80V2H81ZM102 1V3H103V6L105 5L106 6V1L107 0H101ZM106 3H105V2ZM109 1V0H108ZM112 1L113 0H110L108 3H109V5H114V6H112V9H115V11H117V12H119L120 14H121V17H118V18H120V19H118L117 17H115V18H117L116 20H119V23L117 22V24H115L116 22V20L115 21H113V20H110V21H107V22H104V23H109L110 22V24H107L108 26H109V28L107 27V25H105L104 23H103V19L101 18V19H99L100 21H101V23L102 24H104V26L102 27V24L99 26V24H100V22H96V21H92L91 22V31H97L98 30V32H101V33H103V37H102V39L104 40H106L107 39V41L109 40V42H107V41H105L106 43H104V41L101 39H99V42L100 43H102L101 41H103V45H104V48H102L103 47V45L101 44V46L102 47H100V48H102V50L99 48V47H95V48H98V49H100V50H96L95 48V50L93 49V45L91 44V47H90V50H89V46H90V44L88 45V44H85V40H87V38L84 40V39H82L84 42H83V44H82V40H81V38H82V35L85 33L84 32V30H85V28L84 29H82L81 28V25H83L82 23H80L79 22V20L78 19H76L77 18V16H75L74 18H72L71 17V19H73L72 21H75L76 20V23H78L79 22V27L82 29V33H80V28L78 27V25H77V27L79 28L78 29V33L76 32V31H73L75 28H76V26H75V28L72 30L73 32V34H74V32H76L75 33V36H74V38H73V36H72V33L70 32V34H71V36L72 37H69L70 35H68L67 34V38H69V39H67V41H69L70 42V40H72V38H73V40L71 41V42H73V43H75V40H77L76 42H77V45L75 46V44H74V46L76 47V48H73L74 50H75V52H77L76 54H77V56L79 55V50L78 49H80L81 51V59H85L86 57V59L84 60L86 63H89V62H93V64H92V66L91 67H93V69L96 71H98V72H101L102 71V73H98L97 71V73H98V75L97 74H95L94 73V70L91 68V67H89V69L91 70L90 72H91V74L95 77V78H97V80H98V83L100 84L102 81H99L100 79L101 80H103V78L105 77V76H109L110 77V75H108V74H111L112 75V73L114 74V72L113 71H115V74L116 75H113V76H111L110 77V79H108V77H105V79L107 78V81H104L103 80V82L102 83H104L105 85V87L107 88L108 86H107V83L109 82L108 80H111V78L112 79H116V80H119L120 82H121V80H122V82H123V79H124V82L125 83H129L128 81H130V82H132L133 81V79H135L137 76L136 75H138V74H136V72H138V70H140V73L142 74L141 75V77L142 76H144V71H145V73L148 75L149 74V72H146V70H148L146 67H151V64H152V66H154L155 64V62H156V60H157V56H155V52H153L154 50H152L151 49V47L152 46H149V44L151 43L149 40H152V38H151V36L150 35H153V33H152V30H154V29H152L153 27H152V25L153 24H151L153 21H151L152 19L150 18V19H146L147 17H149V15L148 14H150V15H152L153 13H154V11L152 12L151 11V9H152V4H150V5H147V6H143L142 7V9H141V7L138 9V12L136 11V13H137V15L139 14V15H141V16H138V17H136L137 15H135V17L136 18H138L136 21L134 20H131L132 18L134 19L135 17L134 16H132L131 15V13L128 11L129 10V8H128V6H127V1L125 2V0H121V1H119V0H115L116 1V3L119 1V3H117L118 5H120V6H118L117 4H115V3H113L112 4ZM153 1V3H154V1L155 0H152ZM191 1H193V3L194 4H198L199 5V3H200V7L202 6V8H200V10L202 9V13L204 12V10L206 11V12H204L203 13V15H201L202 13H201V11L199 10V8L198 7H195V6H193L194 7V9H192V6L191 5H189V4H193V3H190ZM190 2H189V0H188V2H189V4L187 3V5L188 6H190V8L189 9H191L190 10V15H193V16H196V15H194V14H197L198 12H199V14L194 18L193 16V18L195 19L193 22L191 21V19H193L192 17H190V19H188L187 21H186V23L183 25V29H185V31H184V33L185 32H187V33H190L189 32V30L191 31V32H194L196 29L198 30V27L197 26H199L198 24H200L201 23V20L202 21H204V22H202L201 24H200V26H203L204 24H206V25H204L205 27H207V28H209L210 26H211V24L209 25V26H207V23H210V21L212 22V27L211 28H216L217 29V27H215V26H220L221 27V25L222 24H224L225 25V23H227V25H229L228 24V20L229 19H227L228 18V14L226 13V12H223L224 13V15H223V13L221 14V16L223 17V16H225L226 14V16H227V18H225L224 19V17L222 18V19H217V20H215V21H217V22H215V24H214V20L212 21V18L211 19H207V21H206V17L207 18H209V16L210 15H208V12L210 11L209 9H208V7L210 8V4L213 2L212 0H210V1H212V2H209V0H208V2L210 3H208L207 4V0H202V1H200L199 3H195V1L197 2V0H191ZM199 1V0H198ZM214 1H217V0H214ZM244 1V0H243ZM44 2H45V0H44ZM56 2V4H54ZM65 2H67V3H65ZM114 2V1H113ZM125 2V3H124ZM156 2V1H155ZM186 2H187V0H186ZM218 2H220L221 3V1H219L218 0ZM226 2V1H225ZM102 3H101V5H102ZM107 3V4H108ZM111 3V4H110ZM222 3H224V0L222 1ZM53 4V5H52ZM58 4H59V7H58ZM62 5V7H61V5ZM66 4V5H65ZM82 5H83V7H82V9H81V7H80V9H81V14L82 15H84L82 12H87V10L88 9H86V7L84 6V4H83V2L81 3ZM122 4V5H121ZM203 4V5H202ZM204 4H207V5H209V6H207V5H204ZM244 4H245V7H246V3L245 2H243V5H242V7H241V10L243 9V8H245L244 7ZM67 6V8H65ZM68 6L70 7V9L68 8ZM105 6H104V8H101L100 7V9H99V11H100V15L102 14V16L105 14V13H107L111 8V6L109 7L108 5H107V8H105ZM118 6V7H117ZM39 7V8H40ZM50 7H52V9L50 8ZM63 8V10L61 9V8ZM84 7H85V9L86 10H84ZM124 7H125V9H124ZM144 7H146V11L144 10L145 8ZM46 8H47V10H46ZM109 8V9H108ZM144 8V9H143ZM197 8V10H195ZM203 8H204V10H203ZM206 8V9H205ZM55 9H56V11H55ZM64 9H65V11H64ZM68 9V10H67ZM101 9H102V11H101ZM108 9V10H107ZM118 9V10H117ZM122 9L124 10V13H123V11H122ZM149 9H150V11H149ZM246 9V8H245ZM59 10V11H58ZM73 10V11H72ZM83 10V11H82ZM103 10H104V12H103ZM105 10H106V12H105ZM126 10V11H125ZM144 10V11H143ZM152 10H154V9H152ZM192 10H194V11H192ZM207 10H209L208 12H207ZM55 11V12H54ZM51 12V13H52ZM86 12H85V14H86ZM103 12V13H102ZM125 12H128V14L127 13H125ZM140 12H142V13H140ZM143 12H144V14H145V12H146V14L145 15H148V16H146V17H144L145 15L143 14ZM150 12V13H149ZM194 14H193V13ZM197 12V13H196ZM241 12H246V10H243V11H241ZM69 13H67V14H69ZM90 12H87V16H89L90 14H89ZM169 13V12H168ZM168 13H167V15H168ZM192 13V14H191ZM201 13V14H200ZM207 13V15H204V14H206ZM46 14H49V15H52V14H50V12H47ZM75 14V15H74ZM89 14V15H88ZM54 15V16H55ZM70 15V14H69ZM126 15H127V17H126ZM170 15V14H169ZM203 16V19H202V17L201 16ZM53 16V15H52ZM84 16H86V15H84ZM132 16V17H131ZM200 16V18H201V20L199 19V21L200 22H197V17H199ZM225 16V17H226ZM104 17V16H103ZM127 19H126V18ZM139 17H140V19L141 20H139ZM144 17V18H143ZM211 17V16H210ZM244 17V16H243ZM123 18V19H122ZM135 18V19H136ZM143 18V19H142ZM75 19V20H74ZM124 21H122V20ZM125 19V20H124ZM144 19H146L147 20V22H145V21H143ZM223 19H224V21H223ZM121 20V21H120ZM129 21V23L131 24V25H128V21ZM130 20H131V22L133 21L134 23H133V25H132V23L130 22ZM208 20H210V21H208ZM219 20H221L220 22L222 23H218L219 22ZM226 20H227V22H226ZM247 20V21H246ZM137 21H140V22H137ZM151 23H150V22ZM192 23H191V22ZM196 21V22H195ZM205 21L207 22V23H205ZM93 22H95V23H93ZM111 22H113L112 24H111ZM127 22V23H126ZM141 22H144V23H142L141 24ZM188 22H189V27H188V29L187 28H185L186 26H187V24H188ZM195 22V23H194ZM242 25L244 24H246V22H247V25L245 26V28H246V30H245V28H244V26L243 27H241L242 28V31L244 30V33L248 30V28H249V30L250 31H247L248 32V34L247 33H243L242 31V33L244 34V35H249L250 34V32H251V29H250V27H252V26H250V25H248L249 23H248V19H247V17L245 16L243 19H242ZM38 23V24H37ZM40 21L39 22H36V23H34L33 25H32V27L33 26H35V27H33L34 29H35V31H34V29H32V27H31V31H32V34H33V31H34V33L35 32H37L36 34H38V32L39 31H37V28H39V30H42V32H43V29H44V27H45V30L47 29V27H46V25L45 24H43L42 25V23H40L41 24V26H40ZM120 23H122L121 25H120ZM136 23V24H135ZM138 23V24H137ZM147 23V24H146ZM148 23H150L149 24V26H148ZM190 23H191V25H192V27H193V25H196V23H197V26L195 27V28H192V29H190V27H191V25H190ZM74 24V23H73ZM93 24L95 25H97V27L99 26V28H97L96 30L95 29H93V27H95V26H93ZM115 24V25H114ZM148 26H146V25ZM217 24V25H216ZM36 25H38V27L36 26ZM112 27H111V26ZM117 25V26H116ZM136 27H135V26ZM141 25H145V26H142L143 28H146V29H143L142 27H141ZM150 25H151V29L152 30H150V29H147V28H150ZM90 26V25H89ZM120 26V27H119ZM124 26V27H123ZM130 26V27H129ZM185 26V27H184ZM199 26V27H200ZM214 26V27H213ZM41 27H43L42 29H41ZM85 27H87V25L85 26ZM219 27V28H220ZM226 27V26H225ZM96 28V27H95ZM115 28H117L116 30H115ZM124 28H125V30H124ZM127 28V29H126ZM133 29V28H136V30L135 29H133V30H131V29ZM122 29V30H121ZM143 29V31H142V33L145 31V30H150V34L148 33V31H147V33L146 34H148V36L151 38H149L147 35H145V37H147L148 39H145V38H142V36H140L141 35V33H140V35L139 34H137V32L139 33V31L141 32V30ZM200 29V28H199ZM223 29V31L220 29H217V30H219V33L221 34V36H219L218 37V35L216 36L215 34H217L218 32H217V30H216V32H215V29H211L210 30V28H209V30L211 31V32H213V33H215V34H213L214 36H216V38L218 37V41H215L216 40V38H214V36L212 35V37H213V39L214 40H212V41H215V42H212L211 41V39H210V42H211V44L213 45L214 43H216V42H220V45H218V47L219 46H222V44H221V41H222V39H221V37L224 35V38H228L229 39V37H230V35H233L231 32V30H230V32L228 31V32H226L225 30H224V28H222ZM44 30V31H45ZM104 30H105V32H104ZM121 30V31H120ZM128 30V31H127ZM131 30V31H130ZM137 30H139V31H137ZM178 30H180V29H178ZM178 30L176 31V29H174V30H172V32L173 31H176L177 32V34L179 33L180 34V31L178 32ZM186 30H188V31H186ZM241 30V29H240ZM103 31V32H102ZM125 33H124V32ZM130 31V32H129ZM135 31H137L136 33H135ZM157 31V30H156ZM155 30H154V33L156 32ZM220 31H222V32H224L225 31V34L223 33H221ZM86 32H87V30H86ZM121 32H123L122 34H121ZM129 33V34H126V33ZM146 32V31H145ZM145 32H144V34H145ZM172 32H170L171 33V36H173L174 37V39H175V36L177 37L176 39L179 41V39L178 38H180L179 36V34L177 35H173L172 34ZM176 32H173V33H176ZM234 32V31H233ZM238 32H240L239 30H238ZM45 33H46V31L44 32V35H45ZM120 33V34H119ZM131 33V34H130ZM133 33V34H132ZM136 35H135V34ZM152 33V34H151ZM181 33H182V31H181ZM218 33V34H219ZM229 33H230V35H229ZM242 33H238L237 34V31L236 32H234V34H235V36H231L230 37V40H232V38L234 37V39L235 38H239V39H241V36H242V40H243V34ZM43 34V33H42ZM42 34H40V35H38L39 37H42V39L40 38L39 39V41L41 40H43L41 43L43 44V46H42V44L40 43L39 44V42H38V36L37 35H35V34H33V39H32V43H31V45H30V48L28 49V52L26 53V55H28L27 56V58L25 57H23L22 59L24 60V61H22L21 62V64H22V67H24L23 66V64L25 65V61H26V63L28 62L29 63V66H28V63L25 65V66H27V67H31L30 66V63H31V65L33 64L34 65V63H35V61L34 60H37V64L35 63V67L34 68H37L38 69V71H37V69H34L33 68V65H32V69L33 70H35L36 72H34V74L36 75V73L38 72V73H40L39 75L41 76V80H44L43 78H46V81H48L50 84V86L52 85L54 88H55V90L53 89V87H51L52 89H50V86H47L48 84H47V82H46V86L43 84L42 86H41V84H42V82H44V81H42L41 83H39L40 82V76H38V77H36L35 75H34V78L37 80V78L39 79V85L41 86H39L38 87V83H37V81H35V79L33 78V77H31L32 79H34L33 81H31L32 79H29L30 77L29 76H32V74L30 75L29 73V71H26L27 70V67H24L23 69L26 71V73L27 72H29L28 73V76H26V73H25V71H24V73H23V71L22 72H20L19 70V72L16 74L15 73V76H16V78L15 79H13V81H15V82H13V83H11V88H13V93L16 91L17 93H15V95H14V98H15V100H16V102H17V104H18V106L22 109V107H23V105H25L24 107V109H25V111H24V109L22 110V111H24L23 112V115L25 116L26 115V112L28 111L29 112V114L32 116V114H33V116L31 117H29V114H28V116H26L25 117V119H26V121H28L27 123H29L30 122V124H28V126H30V128L32 129V130H34V131H36V133H37V135H38V138L39 139H42V140H50V139H48V138H51V139H53L52 138V134H51V131H50V128H49V126H50V124H51V122L53 123V121H52V119H56V118H53V117H56L55 115H53V114H57V113H63V111L64 112H67L68 111V113L70 112L71 113V111L70 110H72V107L71 106H67V105H70L71 103L69 102V100L67 99V97L69 98V94H68V89H70L69 88V86L67 85V90L68 91H66L65 89L66 88H60V86H64L65 84H63L62 83V85L58 82V80L56 79V76H57V74H55V72H54V70H56V67H55V65L53 66H50L52 63L54 64V62H52L53 60L51 59V58H49V59H46V58H48V57H46L48 54V52H49V50H50V52L52 51L50 48H51V46H50V48L48 47L49 45H50V43H49V41H48V43L46 44V37L43 35L42 36ZM78 34H79V36H78ZM125 34V35H124ZM219 34V35H220ZM226 34H227V36L228 37H226ZM240 34H242V35H240ZM81 35V36H80ZM121 36L122 37V39H124V40H128V39H133L134 38V40H136V42L138 41L139 42V40L138 39H140V37H141V40H142V42H143V45H145V46H147V47H145V49H144V46L143 45H141V43H140V45H139V43L137 42V44H135V50L134 49H132L131 48V52H130V48H128L127 49V45H126V42L124 41V43H123V41H122V39L120 40V41H122L121 42V44H120V42H119V40H117L115 37L116 36ZM124 35V36H123ZM132 35H135V36H133L132 37ZM138 35H139V37H138ZM236 35H240L239 37L238 36H236ZM85 36H87V34L85 35ZM85 36H84V38H85ZM106 36V37H105ZM112 36L114 37L112 40L110 39V38H112ZM154 36V35H153ZM77 39H76V38ZM78 37H80V38H78ZM125 37V38H124ZM132 37V38H131ZM172 37V38H173ZM37 38V40H35V39ZM46 40H45V39ZM128 38V39H127ZM181 38H182V34H181ZM247 37L246 36H244V40L242 41V40H240V41H242V42H244L245 41V39H246ZM75 39V40H74ZM78 39H80V40H78ZM117 40V42L119 43V45L120 46H118V43L116 44V41H114L113 43H112V41L113 40ZM219 39H221V40H219ZM225 39V40H226ZM34 40V41H33ZM140 40V41H141ZM145 40H148V42L147 41H145ZM236 40V39H235ZM44 41H45V45H44ZM79 41V42H78ZM88 41L89 40H87V42L86 43H88ZM110 41H111V43H110ZM228 41V40H227ZM225 42V43H228L227 44V46L230 44L229 42ZM239 41V40H238ZM237 41V43L239 44V42ZM37 42H38V44L40 45V49H42V55L39 53V56H42V59H41V57H39V56H37L36 57V55H38V54H36L38 51L40 52V49L39 48H36L35 49V47H39L38 46V44H37ZM145 42H147V43H145ZM210 42H209V44H210ZM233 42H234V40H232V42H231V44H233ZM81 44V47H79L78 45H80ZM145 43V44H144ZM234 43H236V42H234ZM241 43V42H240ZM32 44L34 45V47L32 48L31 46H32ZM49 44V45H48ZM71 44V43H70ZM106 44H108L109 46H111L112 47V49L114 50L113 51V53L112 52H110V51H112V49H110L111 47H107L108 45H106ZM111 44V45H110ZM112 44H114V45H112ZM208 44V47L206 46V47H204V48H209L210 47V45ZM230 44V46H232ZM36 45V46H35ZM47 45V46H46ZM82 45H86V48H87V46H88V48L86 49L85 48V46H82ZM117 45V46H116ZM124 45V46H123ZM137 45V46H136ZM150 45H152V44H150ZM217 44H214L213 46H216ZM71 46H73V44H71ZM73 46V47H74ZM78 46V47H77ZM122 46V50H119V49H121L120 47ZM126 46V47H125ZM138 46H141V48H142V46H143V51L138 47ZM230 46H229V48H230ZM46 47V48H45ZM105 47L106 48H109V49H105ZM116 47V48H115ZM118 47V48H117ZM32 48V49H31ZM43 48H45L44 50H43ZM78 48V49H77ZM93 50H92V49ZM115 48V49H114ZM126 48V49H125ZM210 48H211V55L209 54V50H210ZM208 50L207 49H204V50H207V54H206V52L204 51V50H202L203 52H200V54H199V56L198 55H196L197 57H196V59H195V56L193 57V59H191V60H194V62L195 63H200V64H204V65H208V63L207 62H209L210 63V61L212 60H210L209 59V57L210 58H212V56L213 55H215L214 53L216 52L217 54H216V56H218V58H216V56H213V58H214V60L216 59V61L217 62H219V60H220V62L219 63H221V59L223 58V57H225L226 56V54H223V48L222 47H219V48H221L222 49V54L223 55H225V56H222V58H220L221 56H219L220 55V52H219V49L217 48V46L214 48V50H213V47H210ZM11 49V48H10ZM9 49V50H10ZM49 49V50H48ZM84 49H85V51H84ZM118 49V50H117ZM137 49H138V52L142 55H140L139 53H137L136 51H137ZM149 49V50H148ZM8 50V51H9ZM31 50V51H30ZM33 50H36L35 52V55H34V51ZM107 50V54H104L103 53V51H106ZM108 50H109V52H108ZM129 50V52H126V51H128ZM135 51L134 52V54H135V58H133L132 57V55H131V53H133L132 51ZM145 50V51H144ZM152 50V52L151 53H153L154 55H152L151 53H150V51ZM7 51V52H8ZM84 51V53H82ZM91 51V52H90ZM102 53H100V52ZM116 51V52H115ZM118 51V52H117ZM119 51H121V52H119ZM125 51V52H124ZM141 51L143 52V53H145L144 55H143V53H141ZM147 51V52H146ZM215 51V52H214ZM225 52L227 51V50H224ZM247 52H248V50H246ZM10 52V51H9ZM47 52V53H46ZM49 52V54L51 55L52 53H50ZM86 52H87V54H86ZM95 52V53H94ZM123 52V54H120V53H122ZM218 52H219V55H218ZM250 52V51H249ZM247 53V55L248 54H250V53ZM46 53V55H45V59H44V54ZM94 53V54H93ZM96 53H98V54H96ZM115 53H117V54H115ZM185 52H178V54H177V57H179L178 59L179 60H181L182 59V57H181V55L183 54L184 55V57H183V59L181 60V61H183L184 60V58H187L186 57V54H184ZM202 53V54H201ZM206 55H205V54ZM213 53V54H212ZM226 53H228V52H226ZM246 53V52H245ZM244 53V51L241 53V54H243V55H246ZM7 53H4V55H6ZM31 54H33L32 56H35V57H32L31 56ZM83 54V55H82ZM90 54H93V55H91L90 56ZM104 54V55H103ZM109 54V55H108ZM110 54H112V56L110 55ZM119 55V56H116L115 57V55ZM130 56H129V55ZM151 55V56H149V55ZM209 54V55H208ZM240 54V56H239V54H238V56L237 55H235V56H233V57H231L232 59H234L235 60V58H236V56L240 59H242L244 56L243 55H241ZM50 55H48L49 57H50ZM87 55V56H86ZM97 55H99V56H97ZM122 55V56H121ZM123 55H124V57H123ZM201 55H204V56H201ZM253 53H252V57H253ZM80 56H78V57H80ZM86 56V57H85ZM107 58H105V57ZM121 56V57H120ZM125 56H127V57H125ZM147 56V57H146ZM152 56H155L152 60H154L155 62H153L152 60H151V57ZM202 58H201V57ZM207 56V57H206ZM209 56V57H208ZM242 56V57H241ZM250 57H251V54L249 55ZM2 57V56H1ZM1 57H0V59H1ZM38 57H39V59H40V62H39V59H38ZM51 57H53V55H51ZM85 57V58H84ZM119 57H120V59L121 60H118L119 59ZM129 57H130V59L132 60V59H134V60H132L131 62H133L134 61V63H132V66H130L129 64H130V59H129ZM140 57H142V58H140ZM145 57V58H144ZM150 57V58H149ZM249 57V58H250ZM251 57V58H252ZM32 58V60H30V59ZM34 58V59H33ZM36 58V59H35ZM90 58V59H89ZM91 58H92V60L93 61H90L91 60ZM110 58L112 59V60H110ZM117 59V63H119V64H117L116 63V61L115 60H113V59ZM126 58V59H125ZM147 58V59H146ZM198 58V59H197ZM200 58V59H199ZM205 58V59H204ZM220 58V59H219ZM230 58V60H231V62L232 63H234V60L232 61V59ZM250 58V59H251ZM255 58V56L253 57V59H251L252 61H250L251 63L249 64V59L248 58H246V56H245V58L244 59H246V60H244V61H246L247 63L246 64H249V66L256 60V59H254ZM27 59H28V61H27ZM97 59V62L100 60V62H101V65H100V63L98 62H96L95 60ZM104 59V60H103ZM122 59H123V61L124 62H122ZM135 59H137V60H135ZM142 59V61L143 62H140V60ZM151 61H150V60ZM188 59V58H187ZM204 59V61H206V63H204V61H202ZM218 59V60H217ZM224 59H226V58H224ZM239 59H237L236 58V60H239ZM248 59V60H247ZM30 60V61H29ZM51 60V61H50ZM89 60V61H88ZM125 60H126V62H125ZM148 60V63L146 62ZM178 60V61H179ZM190 60V61H191ZM199 60H201V61H199ZM254 60V61H253ZM41 61H42V63H41ZM43 61L44 62H48V63H50V64H48V63H43ZM94 61L96 62V63H94ZM109 61H111V63L114 61V63H109ZM118 61H121V62H118ZM128 61V62H127ZM181 61H179L178 63H181ZM185 61V60H184ZM183 61V62H184ZM225 61V60H224ZM224 61H222V62H224ZM138 62H140V63H144L145 62V64L147 63V65L148 66H146V65H144L145 66V68H143V65H141L140 63H138ZM176 62H177V60H176ZM192 62V61H191ZM193 62V63H194ZM215 62V61H214ZM91 63H89V64H87L88 66L91 64ZM104 63V64H103ZM106 63H108V64H110V67H109V65L107 66L106 65ZM116 63V64H115ZM126 63H127V65H128V67L127 68H129V71H126V70H128L125 66H126ZM129 63V64H128ZM137 63L139 64V65H137ZM151 63V64H150ZM39 64V65H38ZM41 64H44V65H41ZM46 64H48L47 66H46ZM116 66H115V65ZM121 64V65H120ZM133 64H135L134 66H133ZM154 64V65H153ZM95 65V66H94ZM104 65L106 66V67H109L110 69H111V66L113 65V67H112V71L108 68V69H105L104 70ZM120 67H119V66ZM136 65L138 66V68L136 67ZM43 68L42 66H44V68H45V66H46V69L48 68V70H46V72L45 71H43L41 68ZM96 66H98L97 67V69L96 68H94V67H96ZM102 66H103V68H102ZM139 66H142V67H139ZM249 66H247L248 68H249ZM253 67L255 66V64L253 63V65H252ZM105 67V68H106ZM114 67H118L117 69L116 68H114ZM122 67H124V69L122 68ZM134 67V68H133ZM176 67V68H175ZM177 67H178V65L176 66L175 64L173 65V66H171L168 70H169V74H170V72L172 73V75L175 77V72H177ZM43 68V69H44ZM52 68H54V69H52ZM99 68H100V70H99ZM134 69V73L136 74H132V72H133V69ZM136 68H137V71H135L136 70ZM144 69V70H141V69ZM173 68V69H172ZM233 68H235V67H233ZM233 68L231 69L232 70V72H234V73H231L230 71H229V73L228 74H230V76H234L235 74H237V73H235V71L236 72H238V70H237V68H235L234 70H233ZM250 68H252V67H250ZM20 69V68H19ZM52 70V72H54V73H52L51 72V70ZM115 69V70H114ZM120 69H122V70H124L125 72H123L122 70H120ZM130 69H132L131 71L132 72H130ZM45 70V69H44ZM50 70V72L52 73H47L48 71ZM167 70V71H168ZM42 71V72H41ZM105 71V72H104ZM110 71H111V73H110ZM149 71V70H148ZM17 72V71H16ZM46 74H45V73ZM108 73L107 75H105V76H103L104 75V73ZM117 72V73H116ZM123 72V74H121ZM131 73V75H130V73ZM143 72V73H142ZM56 73H57V71H56ZM21 74H23L24 76H22ZM43 74V75H42ZM55 74V75H54ZM102 74V75H101ZM117 74H119V75H117ZM145 74V76L143 77V80L145 79V78H147L148 76L150 77V75H146ZM18 75V76H17ZM20 75V76H19ZM46 75V76H45ZM48 75H49V77H48ZM99 75H100V77H99ZM128 75V76H127ZM129 75H130V77H129ZM172 75H169L170 77L172 76ZM51 76V77H50ZM52 76H54L55 77V79H54V77H52ZM96 76H98V77H96ZM101 76L103 77V78H101ZM116 76V77H115ZM120 76V77H119ZM125 76H127V77H125ZM135 76V77H134ZM172 76V77H173ZM23 77V78H22ZM43 77V78H42ZM123 77H125V78H127V79H125V78H122ZM128 77H129V79H128ZM131 77H133V79H131ZM171 77V78H172ZM174 77L172 78V79H174ZM27 78V79H26ZM48 78H53V79H50L51 81H49V79ZM119 78V79H118ZM170 78V79H171ZM25 80L24 82H25V84H24V82L21 84V80ZM149 80H147L148 82L149 81H152V80H150V78H148ZM26 80H28V81H31V82H33V83H35V86H36V88H38V90H35L32 86L34 85V84H32L31 85V82H30V84H29V82L27 81L26 82ZM132 80V81H131ZM17 81H18V84H16L17 83ZM44 82V83H45ZM144 82H145V84L147 83L146 82V79L144 80ZM214 82V81H213ZM21 85H20V84ZM55 83V84H54ZM56 83H59L57 86L58 87H56V86H54V85H56ZM102 83H101V85H102ZM152 83L153 84H155V82H149V83H147L148 85H150V87L146 84L145 86H146V92L148 93V92H151L150 94L152 95V94H155L156 93V90L155 89H157L158 87L156 86V85H152ZM199 82H197V84H198ZM231 82H229V84H230ZM259 83V82H258ZM160 84V83H159ZM162 84V83H161ZM196 84V85H197ZM16 85V86H15ZM23 85V86H22ZM24 85H29L28 87H29V89L27 88L26 89V86H24ZM31 85V86H30ZM99 85V89L100 90H98L97 92H95V94L96 95H94V96H99V97H92L93 98V100H92V98H91V100H90V102H89V105H90V103L91 104H94V107H99L100 109L101 108H105V110H107L108 112H106L105 110H104V112H103V115H102V124H101V127H100V129H101V131H100V133L99 134H96V137H95V141H94V143H92V145L90 144L89 145V143H87V142H85L84 141V145H85V143H86V145L84 146L86 149H88L89 148V150L91 151V152H93L94 151V153L96 154V157L98 158V159H100L101 161H106L107 162V167H105V166H102L103 168H104V170L107 172V173H109V175H110V177H111V179L114 181V182H118L119 184H120V181H121V183H122V176H121V173H120V169H119V167H118V165L119 164H117V160H116V157L114 156L115 154H114V152H112V150L114 151L115 150V148H116V151L115 152H118V148H119V150L120 149H123V150H120V151H125L124 149H125V147H127L126 149L128 150H126V153H127V156H129L130 157V160H132L133 162H132V165H134V168L136 169V174H137V179H138V176H139V181L137 182L138 183V185H140L141 186V188H143V190L144 191H142L143 192V195H142V192H141V188H139V189H141V190H139L140 191V193H141V195L144 197V200H146V204L147 205H149V206H151V214H153V216L151 215V217H152V219H153V221H155L157 224H159L160 225V223L163 221V220H161V219H164V221L167 219V221L166 222H162V227H165L166 226V228H167V225H168V228H170L169 230H171L173 233L175 232H177V235H178V233L180 232H182L180 235L181 236H184V235H188V237H191V236H195V235H198L199 234V230H200V228H199V230H198V228L196 227V226H194V224H192V223H194V221L197 219L196 217H193V216H197L199 213H203L202 214V216H201V214H199L198 215V217H203V215H204V212H205V214H210V208H208L209 206H210V204H211V207L212 206H214L213 204L214 203H210V202H205V198L207 197L206 196V194H204V193H206L207 192V188H209V184L208 183H206V184H204L203 183V173H202V170H201V168H200V166H199V168H197V163L195 162V160H194V154H195V152H196V150H197V145H196V143L192 140V139H190V136H189V134H188V132L186 131V130H176V129H174V128H171V130H168V129H170V127H171V123L170 122H168V121H161V120H158L157 119V116H156V110L154 109V107L153 106H149V108H147V112L150 114V117H151V119H152V124H154V125H152L151 127L153 128H151L150 126V128L149 127H147V129L149 130H157L156 131V133H155V131H152V135H151V131L149 130V132H148V130H145V132H143V133H145V134H147V132H148V134H149V137H147L146 136V138H148L147 140H149L151 137L153 138H151L153 141L151 142V139H150V141L148 142L147 140H146V138H145V135L143 136L142 134H140V126L137 124V122H135V121H137L136 119H137V117H138V115H139V111L141 110V108H139V109H137L139 106H135V105H133V102L131 101V99H129L130 97H126L125 99L127 100V102H126V100L125 99H123V100H121V103L118 101V100H116L115 99V97L112 95V97H111V94L109 93L110 91L114 94V92H113V89L111 90V88L109 87V90H108V92H107V90H106V92L108 93V96H107V94H106V92L104 91L105 90V87L102 85ZM200 84H198V86H199ZM251 85V84H250ZM260 85H262V84H260ZM147 86H148V88H150V89H148L147 88ZM153 86V87H152ZM156 86V87H155ZM159 86V85H158ZM198 86H196V88L197 89H199L198 91L199 92H201L202 91V89H201V87H198ZM236 87H237V84L235 85ZM235 86H232L233 88L235 87ZM253 85H251L250 86V88H253L252 87ZM254 86L256 87V89H257V87L259 86V84H258V86L256 85V83L254 84ZM264 86V85H263ZM23 89H21V88ZM24 87H25V89H24ZM65 87H66V85H65ZM103 87V89L101 90V88ZM232 87H230V89L232 90L233 88ZM248 88H246V90L244 91V92H241V93H239V92H237V93H233L232 92V95L233 96H235V97H237L239 100L241 99V102H240V105L239 104H237V103H235V101L234 100H230V101H233V102H230L229 103V105L230 106H232V109L231 108H229V105L228 104H226V110L224 111L225 113V116H227L228 118L227 119H225L226 117L224 116V115H221V116H219L218 117V119H217V127L219 128V129H217V130H219V133L220 134H224V132L226 133V134H224V136L226 137V135L227 136H231L230 134H237V132L239 131V137L241 138H245V139H247V137L249 136V133H250V130H251V128L253 129V128H259L261 125L263 126H261L259 129H260V131H262V130H264V123H261L260 121H261V116H258V115H256V116H253L252 114L251 115H249V117H247V119L246 120H244V122H245V126H246V129H245V126H243L244 125V122L241 124V120L240 119H237V118H239V111L237 110L238 109V107L239 106H241V105H245V104H247V106L249 105V107L250 106H254L255 105V103H257V102H255L256 101V97L258 96V95H260L259 93H260V89H258V91L259 92H257V90L255 89V88H253V89H251L250 90V88H249V86H247ZM33 88V89H32ZM39 88H41V89H39ZM152 88H154V89H152ZM224 88H227V85H225L224 86ZM258 88H260V86L258 87ZM45 89V91H43ZM108 89V88H107ZM254 89H255V91H254ZM261 89L263 90L264 89V87H262L261 86ZM22 90V91H21ZM24 90H25V92H24ZM28 90H33L32 92L30 91H28ZM36 91V93L38 94V97L40 96L41 98H43V100L44 101H46L45 103H47L48 104V106L47 105H45V103L43 102V100H41V98L39 97V100H38V98H37V96L36 97H34V95H37L36 93H34L35 91ZM40 90V91H39ZM51 90H54V91H52V94H51ZM58 90H60V92H57ZM64 90H65V92L67 93H64ZM129 90V89H128ZM128 90H126V92L125 93H127V92H130V91H128ZM149 90V91H148ZM231 90L229 91V92H231ZM63 91V92H62ZM102 91V92H101ZM155 91V92H154ZM251 91V92H250ZM20 92V93H19ZM26 92H28V93H26ZM42 92H43V94H42ZM45 92H47L46 94H45ZM70 92H71V90H70ZM105 94H104V93ZM154 92V93H153ZM198 92V93H199ZM228 91L227 92H225V94L227 95V94H229L228 95V97L230 96V93H229ZM248 92V94H246ZM254 92H255V94H257V96L256 95H253L254 94ZM261 92H263V91H261ZM19 93V94H18ZM23 93H25L24 95H23ZM30 93L33 95V96H31L30 95ZM53 93H55V94H53ZM97 93H98V95H97ZM102 93H103V96H102ZM244 93V94H243ZM253 93V94H252ZM28 94L30 95V96H28ZM49 94H51V95H49V97H48V95ZM64 94V95H63ZM101 94V95H100ZM172 94V93H171ZM262 94V93H261ZM27 95V96H26ZM42 95H43V97H42ZM45 95H47V98H46V96ZM55 95V96H54ZM68 95V96H67ZM127 95V94H126ZM128 95H129V93H128ZM252 95V96H251ZM45 96V97H44ZM64 96L66 97V98H64ZM110 96V97H109ZM241 96H243L242 98H241ZM249 96V97H248ZM256 96V97H255ZM25 97V98H24ZM32 97V98H31ZM62 97V98H61ZM103 97V98H102ZM107 97H109V98H107ZM247 97V98H246ZM262 97V95H260L259 96V98H261ZM28 99V100H25V99ZM35 98V99H34ZM58 98V99H57ZM94 98H100V99H96L97 101H102V104H103V106H102V104H100V106H98L97 104L95 105V102L94 101H96ZM104 98H107V99H105V100H103ZM251 98H253V99H255V100H252ZM26 101V103H28L27 101H29L30 99H32V101L31 102H29L28 104H30L31 103V105L33 104V106L34 105H36V106H38L40 103L42 104V102H43V104L45 105V106H47L46 108L47 109H42V108H45V106L42 104V106H44V107H42L41 105L39 106L40 107V109L39 110H36V109H38L39 107H36L35 106V111L33 110V108H31V105L29 106L28 104H26L25 102H23L24 100ZM37 99V102H39L38 103V105L37 104H35V103H37V102H35L34 100H36ZM64 99H65V103H64ZM102 99V100H101ZM109 99V100H108ZM112 99H114L115 101H116V103L118 104V107H117V109H116V106H117V104L115 103V101H113ZM242 99H243V101H242ZM247 99H248V101H247ZM257 99H258V97H257ZM18 100V101H17ZM48 100V101H47ZM68 100V101H67ZM112 102H111V101ZM125 100V101H124ZM130 100V101H129ZM253 101V102H249V101ZM259 100V99H258ZM257 100V101H258ZM42 101V102H41ZM63 101V102H62ZM92 101V102H91ZM97 101H96V103H97ZM108 101V102H107ZM118 101V102H117ZM124 101V102H123ZM244 101H247V103L246 102H244ZM33 102V103H32ZM51 102H52V104H51ZM69 102V103H68ZM94 102V103H93ZM106 102V103H105ZM22 103V104H21ZM50 103V104H49ZM54 103V104H53ZM68 103V104H67ZM99 103V102H98ZM108 103V104H107ZM110 103H111V105H110ZM142 102H140L139 103V105H143V104H141ZM166 103V102H165ZM232 103H234V104H232ZM242 103V104H241ZM254 103V104H253ZM125 104V105H124ZM130 104V105H129ZM250 104H253V105H250ZM26 105H28L27 107H26ZM51 105V106H50ZM52 105H53V109H52ZM63 105H64V107H63ZM88 105V106H89ZM124 105V106H123ZM233 105H235L234 107H233ZM107 106H109V107H107ZM112 106V107H111ZM123 106V107H122ZM55 107H57V110H58V112H57V110H56V108ZM67 107H68V109H67ZM90 107H91V109H90ZM93 107V108H94ZM115 107V108H114ZM127 107H128V109H127ZM131 107V108H130ZM1 108V107H0ZM49 108V109H48ZM64 108V109H63ZM66 108V109H65ZM109 108V109H108ZM120 108V112H121V110H122V112L121 113H123L122 115H121V113L118 111V112H116V110H118ZM124 108V109H123ZM126 108V109H125ZM135 108V109H134ZM2 109V108H1ZM50 109H52L51 111H53V112H51L50 113V111H48V110H50ZM98 109V108H97ZM41 110V111H40ZM45 110H47L46 111V114H44V111ZM90 110V111H89ZM91 110H92V105H90L89 107H88V109L85 111L86 112V115L88 114L87 112H89L90 114H88L89 116H86V119H87V122H86V120L84 121V122H86L85 124V134H87V132H88V129L89 128H91L92 127V121H93V119L95 118L94 116L96 115V112L95 111H93L92 110V112H91ZM113 110H115V111H113ZM126 110V111H125ZM133 110H134V112H133ZM233 110V111H232ZM235 110H236V113H235ZM38 111H40V112H42L43 111V113H40V112H38ZM110 111V112H109ZM137 111V112H136ZM150 111V112H149ZM228 111V112H227ZM3 113H5V111L3 110L2 111ZM2 112H0V114L2 113ZM36 112H38V113H36ZM48 112L50 113V116L48 115ZM55 112V113H54ZM57 112V113H56ZM106 112V113H105ZM36 113V114H35ZM57 114V120L58 121H60V122H62V121H64L63 119L62 120H60V118H63L64 117V119L69 115L68 113H63V114ZM91 113H95V115L93 116V114H91ZM108 113V114H107ZM110 113V114H109ZM113 113V114H112ZM115 113V114H114ZM120 113V114H119ZM230 113V115H228ZM53 116H52V115ZM65 114V115H64ZM116 114H117V116H116ZM235 114V115H234ZM5 116H7V114L5 113L4 114ZM41 117H40V116ZM44 115H46L45 117H44ZM92 117H91V116ZM121 115V116H120ZM127 115V116H126ZM136 115H137V117H136ZM238 115V116H237ZM2 116V117H1ZM50 117V120H51V122H50V120L48 119V121H49V123H48V121H47V118L48 117ZM118 116H120L119 118H117ZM125 116V117H124ZM222 116H223V118H222ZM255 118V120H256V122H255V120H253V117ZM259 117V119H258V117ZM8 117V116H7ZM6 117V118H7ZM47 117V118H46ZM60 117V118H59ZM89 117H91V120H90V118ZM231 119H230V118ZM3 118V119H2ZM4 119V116L3 115H0V123H1V121L3 122V121H5V122H3V123H5V124H0V125H2V126H6V128L4 129L3 128V131H0V134H4L5 132L7 133H5V135L3 136L4 138H2V136L0 135V141L2 142V143H0V148H1V145H2V147H4V148H2V149H4V150H2V149H0V169L1 168H3V169H1L0 170V177H1V181H0V238H1V241L3 242V243H1L0 244V256L1 257H8V256H11L10 258H8V260L10 259L11 260V258L13 257V254H14V251L16 252V253H20L19 255V260L17 259V260H14L15 259V255L16 256H18L17 254H15L14 255V258H12V262L10 261V263L8 262V260H7V262H6V264H72V263H75V264H80V262H75V260L77 261H81V263L83 264H98L99 263V261H98V263H97V261H95L94 259V257H96V260H98L99 258H100V256H101V259H104V258H106V259H108V261H109V264H115L114 262L117 260V264H136L137 262L139 263V264H141V263H146V264H153V262H154V264H172L171 262H168L167 261V258L166 257H161L160 255L158 256V254H157V251L155 252V251H152V252H150L149 253V255H145V254H141V253H139V252H141L142 251V253L144 252L143 250H141L142 249V245L140 244V243H138V246H137V244H134V246H132V244H131V241H130V239L132 238V232H131V230L129 229V227H125V226H127L126 225V223H125V221H124V218L122 217L123 215L122 214H119V212L117 213V211L115 212V209H114V211H113V209L112 208H109V209H107V208H105L102 204H98L97 206H95L96 204H94V202L90 199V200H88L89 198H86L87 196H85V195H82V193L83 192H81V191H79V190H76V188L75 187H73V186H75L74 185V181H73V179L69 176V172H67L68 170H67V168H66V166H65V164L63 163V162H61L60 164H56L55 165V168H54V170H55V172H54V178L56 177V178H58V180L56 179V181L58 182L57 184H56V181H54L55 182V184H56V186H54L55 188H54V191L56 190V192H60L59 194L58 193H55V194H58V195H53V197H55L54 199H53V197H52V201H54L53 203L51 202V205H50V207H52L53 206V208H50V209H52V211H50V209H49V213H48V218H49V221L47 220V224L45 225V227H43L42 228V233L43 234H41L40 235V233H39V235H38V239L35 241V242H37V243H35V244H37V245H35V246H38L36 249H35V247H32L33 249H31L30 251L32 252V256L30 255V253H29V256H28V254L27 253H22L21 254V252H22V249L21 248H23L24 247V245H25V243L29 240V234H31L30 232H33V229H34V227H35V224L37 223V220H39V217L38 216H40V212H42L41 210L43 209V207L42 206H44V205H42L43 203H41V202H44L43 200H44V196L42 197V195H43V191H44V189H45V181H44V179H45V177L43 176V174L42 175H40V173L42 172H40V170L41 169H39V168H37L38 166H36V167H34L35 166V164H33L34 163V161L33 160H31V157L29 156V154H27L26 152L30 149L29 148V146L28 145H25V144H23V141H26L24 138H23V140H22V138L17 134V131L16 132H14L15 131V127L10 123V120H8V118L7 119ZM112 118H113V120H112ZM221 118V119H220ZM33 119V120H32ZM36 119V120H35ZM38 119V120H37ZM124 119V120H123ZM230 119V120H229ZM234 119V120H233ZM251 119H252V122H251ZM7 120H8V122H7ZM123 122H122V121ZM130 120V121H129ZM223 121V122H220V121ZM225 120V121H224ZM228 120L230 121V122H228ZM236 120H237V123H236ZM247 120H248V122H247ZM260 120V121H259ZM107 121V122H106ZM112 121V122H111ZM232 121V122H231ZM8 124H7V123ZM59 122V123H60ZM114 122V123H113ZM119 124H118V123ZM126 122V123H125ZM225 122H226V124H225ZM233 122H234V124H233ZM251 122V123H250ZM90 123V124H89ZM128 123V124H127ZM233 125H232V124ZM240 123V124H239ZM251 124V125H249V124ZM253 123V124H252ZM257 123H258V125H259V127H258V125H257ZM33 124V125H32ZM35 124V125H34ZM39 124V125H38ZM45 124V125H44ZM112 126H111V125ZM131 124V126H129ZM138 125V126H136V125ZM228 124V125H227ZM237 126H236V125ZM10 125H12L11 127H10ZM36 125H37V127H36ZM52 125V124H51ZM119 125V126H118ZM124 125H126V126H128L129 127V132H131V133H128V128L126 127V126H124ZM151 125V124H150ZM225 125H227L226 126V128H225ZM241 125V126H240ZM2 126H0V130L2 129L1 127ZM9 126V127H8ZM33 126V127H32ZM158 126V128H156ZM221 126L224 128V131L222 130L223 128H221ZM249 126H251L250 128H249ZM255 126V127H254ZM42 127V128H41ZM110 127V128H109ZM123 127V128H122ZM136 127H138V128H136ZM156 129H155V128ZM228 127V128H227ZM140 128V129H139ZM241 128V129H240ZM49 129V130H48ZM116 129V130H115ZM136 129H138V131H139V133H138V131L136 130ZM161 131H160V130ZM244 129V130H243ZM104 130V131H103ZM109 130V131H108ZM159 130V131H158ZM221 130V131H220ZM229 132H228V131ZM236 130H238V131H236ZM49 131V133L47 134V132ZM115 131H118L117 133L115 132ZM121 131V132H120ZM123 131V132H122ZM124 131H126V132H124ZM174 134V135H172V133ZM174 131V132H173ZM227 131V132H226ZM234 131V132H233ZM40 132V133H39ZM103 132V133H102ZM154 132V133H153ZM157 132H160L161 134H158L159 135V137H158V135H157ZM169 132V133H168ZM246 132H247V134H246ZM107 133H109L108 135H107ZM116 133V134H115ZM123 133V134H122ZM125 133L126 134H128V136L129 137H127L126 135H125ZM136 133H138V134H136ZM228 133V134H227ZM132 134H133V136H132ZM147 134V135H148ZM155 134V135H154ZM165 134V135H164ZM168 134V135H167ZM183 134L185 135V137L183 136ZM244 134H246V136L244 135ZM6 135H8V137H9V139L8 138H6L7 136ZM13 135V136H12ZM17 135V136H16ZM46 135V136H45ZM104 135V136H103ZM106 135V136H105ZM130 135H131V138H130ZM136 135H138V137L136 136ZM161 135H162V137H164L165 138V140L166 139H168V141L166 140V143H165V140H164V138H162L161 137ZM169 135H172L171 136V138H170V136ZM181 135H182V137H181ZM221 135V136H222ZM241 135V136H240ZM6 136V137H5ZM42 136V137H41ZM51 136V137H50ZM109 136V137H108ZM135 136H136V142H137V144H136V146H135V143H134V141H135ZM155 136L157 137V139L158 140H160L162 143H161V146L163 147V149H162V153H161V148L159 149V151L157 150L158 148H159V145H160V141H158L157 142V140H156V138H155ZM167 138H166V137ZM174 136V138L176 139H174V138H172ZM178 136V137H177ZM189 138H188V137ZM224 136H222V137H224ZM244 136V137H243ZM47 137V138H46ZM102 137H104V138H102ZM120 137V138H119ZM125 137V138H124ZM141 138V137H143L144 139V142H142L141 140H142V138H141V140L140 139H138V138ZM10 138H12L11 139V141H9L8 142V140H10ZM129 138H130V140H132L133 141V143H131L130 141H129ZM169 138H170V143L171 144H169ZM185 138V139H184ZM239 138V139H240ZM240 139V141H242V142H247L245 139V141L243 140V139ZM3 139V140H2ZM19 139H21V141L19 142ZM105 139V140H104ZM108 139V140H107ZM112 139V141H110ZM119 139H121L122 141L120 142L119 141ZM126 139H127V143H126ZM188 139V140H187ZM5 140H7V141H5ZM138 140H140L139 142H138ZM155 140V141H154ZM178 140V141H177ZM248 140V139H247ZM8 142L6 145H8V146H11V144H13V146L10 148V147H8V146H6V147H8V152H6V153H4L5 152V150L7 151V149H6V147L5 146H3V142ZM51 141V140H50ZM105 141V142H104ZM110 141V142H109ZM128 141H129V143H128ZM182 141V142H181ZM5 142H4V144H5ZM27 142V141H26ZM113 143V145H112V143ZM146 142H148V143H146ZM150 142H151V145H153L154 144V142H155V145H157L156 147L155 146H153L152 148H151V151H150V147H151V145H150ZM159 143V144H157V143ZM181 142V143H180ZM14 143H15V145H14ZM25 143V142H24ZM109 143V144H108ZM118 143V144H117ZM122 143V144H121ZM138 143H139V145H138ZM163 143H165V144H163ZM179 143H180V146H179ZM21 144V146H19ZM26 144H28V143H26ZM103 146H102V145ZM105 144V145H104ZM115 144V145H114ZM124 144V145H123ZM126 144H127V146H126ZM132 144V145H131ZM140 144H141V146H140ZM175 144V145H174ZM178 144V145H177ZM185 144V145H184ZM187 144H188V146H187ZM24 147H23V146ZM131 145V146H130ZM135 147H134V146ZM148 145V146H147ZM150 145V146H149ZM167 145H169V146H167ZM174 147H173V146ZM231 145V144H230ZM15 146H16V148L17 149H15ZM28 146V149H25L26 147ZM89 146V147H88ZM91 146V147H90ZM112 146V147H111ZM113 146H114V148H113ZM129 146L130 147H134V148H129ZM137 146H138V148H137ZM139 146H140V148H139ZM167 146V147H166ZM182 146V148H181V150H180V147ZM192 146V147H191ZM14 147V148H13ZM101 147V148H100ZM111 147V148H110ZM124 147V148H123ZM189 147H190V149H191V152H189ZM196 147V148H195ZM13 148V149H12ZM92 148V149H91ZM105 148H107V149H105ZM108 148H109V153H111V154H114L113 156L111 155V154H108ZM149 148V149H148ZM165 148V149H164ZM173 148V149H172ZM17 150V151H19V152H17V151H15V150ZM102 149V150H101ZM131 149V150H130ZM136 150V153H135V151H133V150ZM137 149H139V150H137ZM154 149H156V151L154 150ZM175 149H177V150H175ZM99 150V151H98ZM129 150H130V152L131 153H129ZM147 150V151H146ZM154 150V151H153ZM164 150V151H163ZM175 150V151H174ZM240 150V149H239ZM11 151V152H10ZM14 153H13V152ZM138 151V152H137ZM178 151H179V154H178ZM186 151V152H185ZM242 151V150H241ZM240 151V152H241ZM10 152V154L11 155H8L7 153H9ZM29 152H31V150H29ZM28 152V153H29ZM102 152V153H101ZM160 152V153H159ZM20 153H22V154H20ZM99 153H100V155H99ZM153 153L156 155V157H155V155H154V157H152V155H153ZM158 153H159V156H158ZM172 153H174V154H172ZM181 153H183L182 155H181ZM185 153H187V155L185 154ZM6 154V155H5ZM102 154V155H101ZM129 154V155H128ZM136 154V155H135ZM139 156H138V155ZM163 154V155H162ZM264 154V152L262 153V155ZM143 155V156H142ZM146 157H145V156ZM162 155V157H160ZM174 155V156H173ZM179 155V156H178ZM4 156V157H3ZM8 156V157H7ZM60 156V155H59ZM58 156V157H59ZM134 156H136V157H134ZM141 156V157H140ZM158 156V157H157ZM177 156V157H176ZM264 156V155H263ZM5 157H6V159H5ZM149 157H151V158H155L154 159V161H153V159H151V158H149ZM183 157V158H182ZM28 158V159H27ZM60 158H61V156H60ZM111 158H114L116 161L115 162H113V160L114 159H111ZM132 158V159H131ZM150 159V160H144V159ZM160 159V161L162 162H160L158 159ZM177 158H180L179 160L177 159ZM14 159V160H13ZM30 159V160H29ZM2 160V161H1ZM12 160V161H11ZM29 160V161H28ZM111 160V161H110ZM152 160V161H151ZM157 160V161H156ZM184 160H185V162H184ZM188 160V161H187ZM30 161H33V163H32V165H31V163H29L28 164V162H30ZM104 161V162H105ZM109 161V162H108ZM135 161V162H134ZM136 161H138V163L136 162ZM140 161V162H139ZM142 161H145V164H146V162H147V164H146V166H145V164H144V162H142ZM179 161H180V163H179ZM152 162H154V163H152ZM155 162H156V164H155ZM158 162V163H157ZM165 162V163H164ZM115 163V164H114ZM137 163V164H136ZM142 163V164H141ZM151 163V164H150ZM176 163V164H175ZM185 163V164H184ZM8 164H10L11 166H10V168H8L9 167V165ZM142 165V166H144L143 168H142V166H140V165ZM144 164V165H143ZM157 164H158V166H157ZM166 164V165H165ZM168 164V165H167ZM4 165H5V167H4ZM7 165H8V167H7ZM62 165V166H61ZM139 165V166H138ZM160 165V166H159ZM181 165V166H180ZM187 165H188V167H187ZM191 165V166H190ZM23 166H25V167H23ZM136 166H138V167H136ZM149 166V167H148ZM152 166V167H151ZM153 166H157V167H155L156 169V171L154 170V168H153ZM164 167L163 169H160L161 167ZM169 166V167H168ZM180 166V167H179ZM11 167L14 169H11ZM29 167H31V168H29ZM146 167V168H145ZM148 167V168H147ZM159 167V168H158ZM165 167H167V170H166V175H165V177H163L162 175H164L165 174V172H164V170L166 169ZM37 168V169H36ZM152 168V169H151ZM169 168V169H168ZM171 168V169H170ZM181 169V170H179V169ZM186 168V169H185ZM193 168V169H192ZM7 169V170H6ZM20 169H21V171H20ZM26 169V170H25ZM39 169V170H38ZM146 169V170H145ZM220 168H218V167H216V169H212V173H213V175L215 174H217V175H219V172H220V170H219ZM13 170V171H12ZM19 170V171H18ZM34 170H36L35 172H34ZM37 170H38V172H40V173H38L37 172ZM138 170V171H137ZM145 170V171H144ZM153 171V174H155L154 172H156V175H158V176H154V175H152V174H150V173H152L151 171ZM161 170V171H160ZM168 170H171L170 172H172L171 174L169 173V172H167ZM192 170H193V172H192ZM196 170V171H195ZM201 170V171H200ZM31 173H30V172ZM60 173H58V172ZM110 171V172H109ZM148 171H149V173H148ZM8 172V173H7ZM34 172V173H33ZM57 172V173H56ZM142 172V173H141ZM174 172V173H173ZM186 172V173H185ZM188 172V173H187ZM12 173V174H11ZM28 173V174H27ZM33 173V174H32ZM67 173H68V175H67ZM146 173H147V175H146ZM184 173H185V175H184ZM19 174V175H18ZM39 174V175H38ZM56 174H58V175H56ZM142 174H143V177H142ZM150 176H149V175ZM167 174H168V176H167ZM172 174H174L173 176H172ZM194 174H196L195 176H194ZM11 175V176H10ZM21 175V176H20ZM170 175L172 176V177H170ZM178 175L180 176V179H179V177H178ZM183 175V176H182ZM14 176V178L12 179V177ZM15 176H17V177H15ZM28 176V177H27ZM62 176H64V177H62ZM121 176V180L119 179V177ZM145 176H149V177H145ZM160 176L163 178H160ZM182 176V177H181ZM191 176V177H190ZM193 176H194V178H193ZM11 179H9V178ZM33 177V178H32ZM35 177V178H34ZM39 177V178H38ZM66 177V178H65ZM67 177H68V179H67ZM116 177V178H115ZM153 179V181H152V179ZM155 177H157L156 179H155ZM167 177H169V178H171V180L169 181V178H167ZM176 177H177V179H176ZM201 177V178H200ZM30 178H32V179H30ZM69 178H71L70 180H69ZM142 178H144V179H142ZM146 178V179H145ZM159 178V179H158ZM174 178V179H173ZM182 178V179H181ZM35 181H34V180ZM54 179V180H55ZM150 179H151V181H150ZM162 180V181H158V180ZM186 179H187V181H186ZM203 179V180H202ZM46 180V179H45ZM68 180V182H66L67 184L65 185V182L64 181H67ZM143 180H144V182H143ZM155 180H157L159 183H157ZM178 180H179V182H178ZM151 182V185H149V184H147L148 182ZM154 181H155V183H154ZM175 183L176 182V184H173V182ZM198 181H199V183H198ZM208 181H211V179H209ZM9 182H10V185H9ZM35 182V183H34ZM153 182V183H152ZM160 182H161V184H160ZM163 182V183H162ZM166 182V183H165ZM170 182H172V183H170ZM190 182V183H189ZM61 183H63L62 185H61ZM70 184V186L72 187V189H71V187L69 186V184ZM117 183V184H118ZM178 183H182V184H178ZM183 183H184V185H183ZM145 184H147V185H145ZM158 184V185H157ZM164 185V186H162L161 187V185ZM166 184H169L168 186L166 185ZM189 184H191V186L192 187H190L189 186ZM202 184H203V186H202ZM143 185H145V187L143 186ZM149 185V186H148ZM157 185V186H156ZM176 185V187H174ZM184 187H183V186ZM3 186V187H2ZM31 186V187H30ZM44 186V187H43ZM139 186V187H140ZM167 186V187H166ZM181 186V187H180ZM195 186H196V188H195ZM202 186V187H201ZM206 186H207V188H206ZM44 188L43 190L42 189H40V188ZM155 187V188H154ZM184 189H183V188ZM9 188H11L10 190H8ZM27 188V189H26ZM72 190H70V189ZM73 188H75V189H73ZM150 188H151V190H150ZM156 190V188H157V191H153L152 192V190H154V189ZM162 190H161V189ZM172 188H174V190H172ZM40 189V190H39ZM148 189V190H147ZM178 189H180V190H178ZM204 189V190H203ZM7 190H8V192H7ZM38 190V191H37ZM149 191V192H147V191ZM166 190H167V192H166ZM186 190V191H185ZM191 190H194V191H192V194H191ZM10 191V192H9ZM77 191H79V192H77ZM180 191V193H178ZM181 191H182V193H181ZM186 193H185V192ZM62 192H63V194H62ZM70 192H71V194L72 193H74L73 195H71L70 194ZM174 192V193H173ZM9 193H10V195H9ZM31 193H33V194H31ZM34 193H36V194H34ZM75 193H76V195H75ZM81 193V194H80ZM151 193V194H150ZM154 195H153V194ZM158 193H161V195H163L162 197H161V195L159 194L158 195ZM185 193V194H184ZM193 193L195 194V196H194V198H196V199H194L193 198ZM41 194V195H40ZM61 194V195H60ZM65 194V195H64ZM70 195L69 197L68 196H66V195ZM77 194H79L80 196H77ZM147 194V195H146ZM166 194V195H165ZM181 194H183V195H185V197L183 196V195H181ZM83 197H82V196ZM149 195V196H148ZM158 197H157V196ZM201 195H202V197H201ZM204 195V196H203ZM38 196V197H37ZM61 196H62V198H64V199H62L61 198ZM77 196V197H76ZM148 196V197H147ZM183 196V197H182ZM191 198H190V197ZM66 197V198H65ZM70 197H72V200L71 199H69L70 201H72V202H70L69 200H68V198H70ZM74 197H76V198H74ZM78 197H81V198H78ZM152 197V198H151ZM156 197V198H155ZM78 198V199H77ZM86 198V199H85ZM147 198H148V200H149V202H147L148 200H147ZM150 198H151V200H150ZM183 198V199H182ZM187 198V199H186ZM198 198H200V199H198ZM154 199H156V200H154ZM163 199V200H162ZM194 201H193V200ZM2 200V201H1ZM56 200V201H55ZM58 200V201H57ZM78 200V201H77ZM84 200H85V203H84ZM154 200V201H153ZM168 202H167V201ZM190 200H192L191 202H190ZM202 200V201H201ZM69 201V202H68ZM91 201V202H90ZM151 201V202H150ZM153 201V202H152ZM161 201H162V203H161ZM165 203H164V202ZM189 201V202H188ZM199 201L201 202V204L199 205ZM19 202V203H18ZM67 202V203H66ZM90 202V203H89ZM158 202H159V204H158ZM167 202V203H166ZM192 202H194L193 203V205L195 204V206H193L192 205ZM17 205H16V204ZM63 203H65V204H67L66 206H64V205H62ZM70 203V204H69ZM75 203V204H74ZM93 204V207H90V206H92V204ZM152 203V204H151ZM187 203V204H186ZM198 203V204H197ZM210 203V204H209ZM53 204V205H52ZM72 204H74V205H72ZM162 204H165V205H162ZM177 204V205H176ZM189 204V205H188ZM191 204V205H190ZM203 204V205H202ZM207 204V205H206ZM42 205V206H41ZM57 205H59L58 207H57ZM61 205V206H60ZM70 205V206H69ZM72 205V206H71ZM76 205V206H75ZM99 205H101V206H99ZM174 205V206H173ZM185 205V206H184ZM202 205V206H201ZM13 206H14V209H13ZM35 206H36V208H37V210H36V208H35ZM38 206H39V208H38ZM54 206H55V208H54ZM75 206V207H74ZM84 206V207H83ZM164 206V207H163ZM168 206V208L166 209V207ZM178 206V207H177ZM181 206H183L185 209L187 208V210H185L183 207V210H182V208H179V207H181ZM187 206V207H186ZM195 207L196 208V210H195V208H193V207ZM197 206H199V207H197ZM202 208H201V207ZM205 206H207V210L206 211H208L207 213H206V211H205ZM68 208V210L66 211L65 209H67ZM69 207H73V208H70V210H69ZM82 207V208H81ZM99 207V208H98ZM162 207V208H161ZM171 207V208H170ZM172 207H173V209H172ZM40 208H42V209H40ZM90 208V209H89ZM102 208V209H101ZM179 208V209H178ZM190 208H192V211H190L191 209ZM204 208V209H203ZM213 208V207H212ZM104 209H106L105 211H103ZM175 209V210H174ZM190 209V210H189ZM203 210L202 212H201V210ZM63 210H65V211H63ZM72 210H75V211H72ZM98 210H100V211H98ZM110 210V211H109ZM153 210H154V212H153ZM163 210V211H162ZM200 210V211H199ZM28 211V212H27ZM72 211V212H71ZM92 211V212H91ZM108 213H107V212ZM166 211V212H165ZM173 213H172V212ZM177 211H182V213H186V214H183V216L184 215H186V217L184 218L183 216H182V214L180 213V212H177ZM187 211L188 212H191L190 213V215L191 216H188L187 215ZM194 211V212H193ZM37 212V213H36ZM38 212L40 213L39 215H38ZM53 212H56V213H53ZM88 212H90V213H88ZM102 212V213H101ZM111 212H113V213H111ZM161 212V213H160ZM164 212L167 214V216L166 215H162V216H165V217H162L161 216V214H164ZM197 212V213H196ZM199 212V213H198ZM51 213V214H50ZM106 213V214H105ZM111 213V214H110ZM155 213V214H154ZM178 213V214H177ZM88 214V215H87ZM95 214V215H94ZM101 214H103V215H101ZM105 214V215H104ZM172 214V215H171ZM180 214H181V216H180ZM193 214V215H192ZM81 215V216H80ZM85 215H86V218H87V220H86V218H85ZM94 215V216H93ZM108 215V216H107ZM110 215V216H109ZM119 215V216H118ZM174 215V216H173ZM176 215H177V217H176ZM179 215V216H178ZM88 216H90V217H88ZM103 216V217H102ZM115 216H116V218H115ZM161 216V218L159 219V217ZM171 216V217H170ZM187 216H188V218H187ZM10 217V222H9V220H8V218ZM100 217V218H99ZM157 217V218H156ZM170 217V218H169ZM179 217V218H178ZM191 217V218H190ZM34 218V219H33ZM47 218V219H48ZM94 218V219H93ZM114 219V220H112V219ZM182 218V219H181ZM187 218V219H186ZM68 219V221H66ZM85 219V220H84ZM89 219V220H88ZM109 219V220H108ZM172 219V220H171ZM180 219H181V222H182V220H183V222L181 223L180 222ZM186 219V222L184 221ZM192 219H194V220H192ZM8 222H7V221ZM34 220V221H33ZM103 220V221H102ZM158 220H160V221H158ZM187 220H188V222H187ZM66 221V222H65ZM112 221V222H111ZM114 221H115V223H114ZM191 222V224H192V227H191V224H188V223H190ZM193 221V222H192ZM35 222V223H34ZM97 222H98V224H97ZM109 222H111V223H109ZM118 222H119V225H118ZM54 225H53V224ZM65 223V224H64ZM68 223V227H66V229H64L65 228V226H66V224ZM125 223V224H124ZM185 223H187V225H189V226H187ZM180 224V225H179ZM49 225V226H48ZM95 225V226H94ZM114 225V226H113ZM116 225V226H115ZM121 225V226H120ZM175 225V226H174ZM184 225V226H183ZM102 226V227H101ZM119 226H120V228H119ZM177 226V227H176ZM183 226V227H182ZM186 226V227H185ZM194 226V227H193ZM54 227V228H53ZM121 230V231H123L124 230V228H126V230H124L125 232H127L128 230H130V231H128L127 233L128 234H130V235H128V234H125L124 233V231L121 233V231H120V233H118V228ZM123 227V228H122ZM184 227H185V229H184ZM187 227H188V229H187ZM189 227H191V228H193L194 230L192 231V229H190ZM15 228V229H14ZM50 228H52V229H50ZM117 228V229H116ZM182 228H183V230H182ZM17 229V230H16ZM111 229V230H110ZM173 229H174V231H173ZM176 229L178 230V231H176ZM202 230L200 231V237H203L204 236V233L206 234V232H205V228L204 227H202L201 228ZM203 229H204V232H203ZM46 230V231H45ZM113 230V231H112ZM118 230V231H117ZM191 230V231H190ZM198 230V231H197ZM45 231V232H44ZM50 231V232H49ZM184 231H186L185 233H184ZM192 234H189V232ZM196 231H197V233H196ZM29 232V233H28ZM64 232H65V236H66V233H67V236H66V241H60L59 242V240L60 239H62V238H65L64 237ZM110 232V233H109ZM130 232V233H129ZM193 232H195V233H193ZM60 233V234H59ZM78 233V234H77ZM109 233V234H108ZM112 233V234H111ZM116 233V234H115ZM174 233V234H175ZM183 233H184V235H183ZM16 234V235H15ZM48 234H50V235H48ZM63 234V235H62ZM97 234V235H96ZM123 234V235H122ZM101 235V236H100ZM122 235V236H121ZM179 235V236H180ZM186 235V236H187ZM203 235V236H202ZM213 235V234H212ZM39 236H41V238L39 237ZM55 236V237H54ZM98 236V237H97ZM113 236H114V238H113ZM123 236H125V241H124V237ZM126 236H128L127 237V240L129 239V241H127L126 240ZM131 238H130V237ZM180 236V237H181ZM43 237V238H42ZM116 237V238H115ZM121 237V238H120ZM193 237H191V238H193ZM80 238V239H79ZM123 238V239H122ZM182 238H185V236L184 237H182ZM187 238V237H186ZM110 239V240H109ZM115 239V240H114ZM117 239H119L120 241H121V239L124 241H121V243L122 244H126V247L127 246H132V248L131 247H127V249H126V247H125V244L124 245H122L121 243H120V241L119 240H117ZM6 240V241H5ZM41 240V241H40ZM105 240V241H104ZM111 240H113V242L111 241ZM44 241V242H43ZM58 241V242H57ZM91 242L92 243V245L90 244V245H88L89 244V242ZM111 241V242H110ZM117 241H119L118 243H117ZM5 242V243H4ZM52 242V243H51ZM86 242V243H85ZM104 243V245H103V243ZM107 242H109V243H111V245L109 244V243H107ZM128 242H130L129 243V245H128ZM10 243V244H9ZM38 243L40 244V245H42V246H40V245H38ZM58 243H61V244H58ZM72 243V244H71ZM77 243V244H76ZM105 243H107V244H105ZM115 243V244H114ZM117 243V244H116ZM86 244V245H85ZM119 244H121V245H119ZM33 245V246H34ZM76 245V246H75ZM107 245V246H106ZM40 246V247H39ZM44 246V247H43ZM81 246V247H80ZM90 246H92V252L94 253V254H92V252L90 251L91 249V247L89 248ZM104 246V247H103ZM120 246H123V247H120ZM9 247V248H8ZM41 247H43L42 248V250H41ZM73 247H74V249H73ZM77 247H78V249H77ZM119 248V251H117L118 249L117 248ZM124 247H125V249H124ZM141 248L140 249V251H137V250H139V248ZM71 248V249H70ZM84 248H86V249H84ZM95 248H96V250H95ZM123 248V249H122ZM128 248H130V249H128ZM133 248L135 249V251L136 252H134V250H133ZM44 249H45V251H44ZM46 249H47V251H46ZM52 249V250H51ZM76 249V250H75ZM80 249V250H79ZM81 249H82V251H81ZM105 249V250H104ZM114 249H116L115 251H113ZM4 250V251H3ZM53 250H55V252L53 251ZM70 250H72L73 251V253L70 251ZM120 250H121V254H120ZM21 251V252H20ZM34 251V252H33ZM50 251V252H49ZM65 251V252H64ZM68 251H70V252H68ZM90 251V252H89ZM105 251V252H104ZM116 251H117V253H118V256H116L115 254H117L116 253ZM77 252V253H76ZM102 252H104V253H102ZM109 252V253H108ZM111 252H114V253H112V255L114 254V256L111 258V256L112 255H110L109 256V254H111ZM133 252H134V254H133ZM154 252V253H153ZM40 253V254H39ZM50 253V254H49ZM59 253H61V254H59ZM66 253V254H65ZM81 253V254H80ZM87 253V254H86ZM92 254V256L90 255V254ZM101 253H102V255H101ZM107 255H106V254ZM153 254L152 256L150 255V254ZM11 254V255H10ZM27 256H26V255ZM37 254V255H36ZM71 254V255H70ZM77 254V255H76ZM120 254V255H119ZM123 254V255H122ZM137 255L136 257L135 256H133V255ZM139 254V255H138ZM147 254V253H146ZM61 255H63V256H61ZM95 255H98V256H95ZM142 255H143V257H142ZM145 255V256H144ZM157 255V256H156ZM23 256V258H21L20 259V257H22ZM24 256H25V258H24ZM68 256V257H67ZM89 256H90V258H89ZM103 256V257H102ZM106 256H109L108 258L106 257ZM150 256V257H149ZM46 257V258H45ZM66 257V258H65ZM71 257H75L73 260H72V258ZM135 257V258H134ZM138 257V258H137ZM140 257V258H139ZM145 257H148V258H146V260H145ZM160 257V258H159ZM67 258H69V259H71V260H68ZM76 258H78V259H76ZM81 258V259H80ZM88 258H89V261H90V259L92 258V260L93 261H95V262H93L92 260L89 262V261H87L88 260ZM116 258V259H115ZM118 258V259H117ZM160 260H159V259ZM66 259V260H65ZM100 259V260H101ZM113 259H114V262H113ZM149 259V260H148ZM13 260H14V262H13ZM68 260V261H67ZM84 260V261H83ZM111 260H112V262H111ZM122 260V261H121ZM135 260V261H134ZM136 260H137V262H136ZM166 260V261H165ZM15 261H17V262H15ZM146 261V262H145ZM4 262V263H5ZM86 262V263H85ZM119 262V263H118ZM136 262V263H135ZM137 263V264H138Z\"/></svg>",
  "mask_w": 264,
  "mask_h": 264
}]
</instances>
